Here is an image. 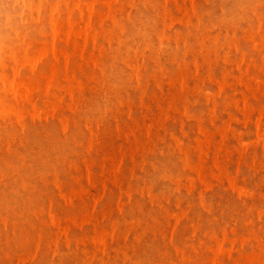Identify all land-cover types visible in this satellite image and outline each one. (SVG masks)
<instances>
[{"label": "rangeland", "instance_id": "374dc122", "mask_svg": "<svg viewBox=\"0 0 264 264\" xmlns=\"http://www.w3.org/2000/svg\"><path fill=\"white\" fill-rule=\"evenodd\" d=\"M95 1H96V3H95ZM108 1L107 0L106 1L105 0H17V2H16V0H11V1L10 0H5V1L0 0V36H1L0 37L1 38L0 39V81L3 82V84H2V82H0V167H1L0 168V188H1L0 189V191H1L0 192V197H1L0 198V205H1L0 206V264H48V263L51 264L52 260H55L52 262V264H55V263L56 264H61V263L62 264H83V263L84 264H89V263L90 264H123L124 262H125L124 264H218V262H219V264H264V215L261 214V213H264V206H263L264 205V199H263V197H264V184H263L264 183V179H263L264 178V132H263L264 131V126H263L264 125L263 124L264 123V94H263L264 93L263 92L264 91V87H263L264 86V74H263V72H264V47H263L264 46V36H263V34H264V0H250V1L246 0L247 2L245 0H239V1L238 0H176L177 2L175 0H149L150 2L147 0V3L149 2L148 3L149 6L145 2L146 0H125V1L124 0H112L115 3V4L113 3L114 5L111 4V2H112L111 0H108ZM120 1L122 2V4ZM104 2L106 4H103ZM154 2L156 4H158V3L159 4L162 3V4L157 6L156 4H154ZM236 2H237V4H236ZM240 2H241V4H238ZM249 2L251 3V7H250ZM119 3L122 6L118 5ZM137 4H138V6H137ZM143 4H145V5L143 6ZM52 5L53 6L55 5V7H52ZM105 5H107V6H105ZM108 5H110V6H108ZM112 5H113V7H112ZM124 5L127 7H125ZM155 5L157 7H154ZM237 5L239 7H237ZM103 6H104V8H103ZM161 6H163V7H161ZM178 6H179V8H178ZM193 6H195V7H193ZM241 6H245V8L241 7ZM40 7L43 8V10H41ZM110 7H111V9H110ZM117 7H118V9H117ZM120 7H121V9H119ZM136 7H137V9H136ZM175 7H176V9H175ZM240 7H241V9H238ZM52 8H54V9H52ZM114 8L117 9L116 13H115ZM130 8H132V9H130ZM133 8H135V9H133ZM144 8H146V9H144ZM242 8H243V11H241ZM50 9L53 10V11H51V13H50ZM138 9H139V11H138ZM167 9L169 12L167 11ZM188 9H189V11H186ZM35 10L38 13H36ZM89 10H91V12H89ZM136 10L138 13L136 12ZM158 10H159V12H158ZM164 10H166V11H164ZM5 11H6V13H5ZM107 11L108 12L112 11V12L108 13ZM210 11H212V12L210 13ZM245 11H247V12H245ZM9 12H10V14H9ZM88 12L90 13V15L92 14L91 17L89 16ZM236 12H237V14H236ZM39 13H40V16L38 15ZM114 13L116 15H114ZM240 13H241V15H240ZM51 14L53 16H49ZM110 14H111V16H110ZM97 15H99V17L100 16L101 17L99 18V17H97ZM113 15L115 17H112ZM128 15H129V17H128ZM160 15H161V17L162 16L163 17L160 18ZM239 15L243 19L244 22H242V19L239 18ZM42 16L44 17V19L42 18ZM174 16H177L176 17L177 20L175 19ZM181 16H183V17H181ZM7 17H9V18H7ZM105 17L107 19H105ZM164 17L166 20L164 19ZM48 18H50L53 22L55 20L54 23L56 24V29L58 31L56 33L57 35L54 37L55 40H53L52 34H51L52 33L51 28H50L51 24L49 23V21L51 22V20ZM119 18H121V19H119ZM178 18H179V20H178ZM238 18L240 19V21ZM247 18H249V19L247 20ZM99 19H100V22L98 21ZM118 19H119V21L121 20L120 23H119ZM142 19H143V21H142ZM145 19H146V21H149V23H147L145 21ZM172 19H175V23H174V20H172ZM7 20H8V22H7ZM12 20H13V22H12ZM40 20H42V21H40ZM113 20H115V21L117 20L116 21L118 23L117 26H116V22ZM163 20H165V21H163ZM170 20H172V21H170ZM180 20H181V23H180ZM184 20H185V23H184ZM236 20H238L239 23ZM32 21H34V22L36 21L35 22L36 24L34 22L32 23ZM102 21H103V24H102ZM129 21H131V22H129ZM133 21H134V24L132 23ZM140 21H142L143 23H140ZM153 21L156 22L158 25L156 23H155L156 24L155 25ZM168 22H170V24H168ZM176 22H178V23H176ZM11 23L13 25H11ZM87 23L89 24V27H86V26H88ZM146 23L148 25H146ZM162 23L166 24L167 26H165ZM171 23H172V25H171ZM149 25H151V26H149ZM212 25H214V26H212ZM98 26L99 27L102 26V27L99 28ZM119 26L121 28H124V29H121ZM147 26H149V29L148 28L146 29ZM191 26L194 27V29ZM3 27H5V28H3ZM84 27H86L87 32H90V33H87V35H86L88 37H86L84 35L82 37V34H80L81 36H78L79 30L83 29ZM150 27H152V28H150ZM164 27L165 28L168 27V28L165 29ZM258 27H260V28L258 29ZM89 28H90V30H89ZM91 29H93V30H91ZM107 29H109L108 32H107ZM151 29H153V30H151ZM204 29H206V32ZM209 29H212V30L209 32ZM101 30L102 31L104 30L105 33L104 32L102 33ZM122 30H124V31H122ZM161 30H163L164 32ZM207 30H208V32H207ZM5 31H6V33H4ZM7 31L9 33H7ZM41 31H42V33H41ZM60 31H61V33H60ZM63 31L66 33H70V34H67L68 36L65 37L66 33L64 35ZM77 31H78V33H77ZM193 31H195V33ZM260 31H261L262 40H260L261 36H258L260 34ZM62 32H63V34H62ZM73 32H76V33H73ZM99 32H101V34ZM106 32H107V34L108 33L109 34L107 35ZM147 32H148V34H147ZM159 32L161 34H164V36L163 35L161 36V34ZM187 32H188V34H185ZM93 33H94V35H93ZM97 33H98V36H96ZM189 33L191 36H189ZM24 34H26L27 36H24ZM73 34L75 35V37ZM99 34H100V37H99ZM102 34H103V36H105V35L106 36L102 37ZM113 34H117V35L114 36ZM135 34L138 37H135L136 36ZM145 34H146V39H145ZM255 34H258V35H255ZM48 35H50V37ZM58 35H59V37H58ZM89 35H91V36H89ZM156 35H157V38H156ZM200 35H202V36H200ZM208 35H211V36H209L210 39H208ZM76 36L78 38H76ZM93 36H95L96 38H94ZM110 36H112V37L114 36L113 37L114 41H113V38H111ZM116 36H118L119 38ZM193 36L194 37L196 36L198 40L196 39V37L194 38ZM205 36L207 37V40H205ZM212 36L213 37L215 36V38H216L215 40L217 43H215L214 38H211ZM158 37H161V38H158ZM201 37L204 38L202 41H201ZM232 37H233V39H232ZM242 37H246V38L242 39ZM65 38H68V39H65ZM83 38H86V39L83 40ZM117 38L121 39V41L119 40V42H118ZM123 38H124V40H123ZM128 38L130 40L127 43ZM132 38H133V42H132ZM147 38L149 39V42H148ZM250 38H251V40H250ZM23 39H25L24 41H26V42H24ZM93 39H94V41H93ZM105 39H107V40H105ZM224 39L228 40V41H225ZM42 40L45 42H43ZM56 40H58L60 42L56 43ZM88 40L90 43L88 42ZM103 40H104V42H103ZM151 40H153V41L155 40V43ZM41 41L43 42L42 46L40 45L41 43L39 44V42H41ZM78 41H80V42H78ZM82 41H84V42H82ZM116 41H117V43H116ZM200 41H201V44L204 46H202L200 44ZM207 41L208 42L210 41V42L208 43ZM219 41L221 43L224 42V43H222V44H224V46ZM253 41L255 42L254 44L252 43ZM73 42H75L76 44ZM85 42L87 43V45L85 44ZM108 42H109V45H108ZM228 42H229V44H228ZM24 43H26V44H24ZM27 43L28 44L32 43V44L27 45ZM46 43H48V44H46ZM145 43L147 44V46H145ZM72 44H74V46L76 45L75 47H77L78 50ZM77 44H79V46ZM92 44H95V45H92ZM121 44H124V45H121ZM149 44L151 46L148 47ZM67 45L69 48L67 47ZM143 45L145 47H143ZM213 45H215L216 48ZM236 45H238V47ZM123 46H125V47H123ZM190 46H192L194 48H192ZM252 46L254 47V49ZM20 47H22V49ZM43 47H44V49H40ZM84 47L87 50H85ZM92 47H93V49H92ZM103 47L105 50L103 49ZM204 47H207V50ZM32 48L35 50H33ZM45 48H48V49L50 48L49 51H47L48 49H46L47 53H45ZM52 48L54 50V54L52 53ZM81 48H82V50L84 49L83 52L85 53V55L82 52V50H80ZM94 48H95V50H94ZM126 48H127V50L128 49H130V50L126 51ZM168 48H170V49H168ZM201 48L203 49V51ZM227 48H228V50H227ZM38 49L40 51L43 50L44 52H42V51L40 52ZM111 49H112V51H111ZM117 49H119V50H117ZM171 49L174 51L176 50L177 52L171 51ZM208 49L211 50V51L209 50L210 51L209 54L207 53ZM134 50L136 52H134ZM17 51H19V52H17ZM62 51H63V53H62ZM78 51H79V53H78ZM80 51H81V54H80ZM108 51H110L109 52L110 55L107 54ZM150 51H151V53H149ZM36 52L38 55L36 54ZM88 52H91L90 55ZM111 52H112V55H111ZM127 52H128V54H127ZM14 53H16V54L14 55ZM59 53H61V54H59ZM71 53H72V57L70 56V58H69V54L71 55ZM92 53L95 56L91 55ZM240 53L246 54V56L242 55ZM23 54L26 56H24ZM100 54H102V56ZM215 54H216V56H215ZM217 54H218V56H217ZM142 55L144 57H142ZM182 55H183L184 59L182 58ZM23 56L27 57V59H29V57L32 58L33 56H34V58H37V61L34 58H32L36 61V64H35L36 68L31 69V66L29 65V63H27V62L25 63L24 61H21V57H23ZM38 56L39 57L41 56L40 57L41 59ZM91 56H93L95 58L97 56V58L94 59L95 61H93L94 64L92 63L93 58ZM112 56H115V57H112ZM62 57H63V59H62ZM12 58H14V61H11V60H13ZM56 58H58V60H56ZM124 58L127 59V60L125 59L127 61V62L125 61V63H124ZM176 58H178V59H176ZM227 58H228V60H227ZM89 59H91V60L89 61ZM97 59H98V61H96ZM8 60H10V61H8ZM66 60H68V62ZM117 60H118V62H117ZM121 60L123 61V63ZM18 61L19 62L21 61L20 62L21 65L24 62V64H23L24 66L23 65L21 66L20 63L18 64ZM96 62H97V64H96ZM100 62H102L103 64ZM174 62L178 63V65L176 63L174 64ZM76 63H78V64H76ZM98 63L102 64L103 66L100 65V67H99ZM108 63H109V65H108ZM142 63H143V65H142L143 67H141ZM53 64H54V66H51ZM74 64H75V66H74ZM106 64H107V66H106ZM58 65L61 67H59ZM85 65L88 66L89 68L86 67ZM125 65H127V66H125ZM239 65H241V66H239ZM153 66H155V67H153ZM196 66H198L197 69H195ZM39 67H41V69ZM50 67L53 69H51ZM66 67H67V69H65ZM104 67H105V69L103 71L102 68H104ZM125 67H126V69H125ZM144 67L146 68V70ZM12 68L15 70H13ZM98 68H99V70H98ZM130 68H132V70ZM28 69H29V71H28ZM54 69H57V70H54ZM81 69H84V70H81ZM101 69H102V71H101ZM133 69L134 70L137 69L138 72L133 71ZM140 69H141V71H140ZM41 70H42V72H40ZM50 70H51V72H50ZM66 70H67V73H66ZM73 70H74V72H73ZM77 70L80 72H78ZM105 70H106V72H105ZM157 70H158V72H157ZM166 70L168 73L165 72ZM231 70H232V72H231ZM262 70H263V72H262ZM81 71H83V72H81ZM123 71H125V72L123 73ZM163 71L165 72L166 75L162 74ZM190 71H191V73H189ZM13 72L15 74L17 73L18 75L13 74ZM110 72L113 75L110 74ZM120 72L125 74V76ZM129 72H134V76H133V73H129ZM79 73H81L82 75H80ZM92 73H93V75H92ZM128 73H129V75L131 74L132 77L128 76ZM106 74H108V75L106 76ZM138 74L141 75V76L139 75V78H138ZM161 74L163 75V77ZM12 75H14V77L16 76L17 80L21 79L22 77H23L22 80L25 78L27 79V77H28L29 82H31V84L33 83V81H36L32 85L29 82H27V83H28L30 88L35 86L37 90H35V87H34V89L31 88V89H29L28 93H26V95H24L22 97V100H20V98L14 99V97L12 96L10 91H8V88L6 85V82H8V81L12 80V78H14ZM41 75H44V76L39 78ZM48 75H50V76H48ZM53 75L55 76V78ZM147 75H150V76H147ZM152 75H154V76H152ZM45 76H47V77H45ZM109 76H110V78H109ZM204 76L206 78L205 80H204ZM210 76H211V78H210ZM3 77H5L7 81ZM48 77H52V80H54V82L51 80V83H48V85H50L49 87L46 84ZM66 77H68V78H66ZM127 77H128V79H126ZM129 77L133 78V80ZM152 77L155 79L156 82H154V79H152ZM170 77H171V79L169 80ZM184 77H186V78H184ZM256 77H257V79H256ZM43 78H46V79H44V81H43ZM86 78H88V79H86ZM140 78H142V79H140ZM148 78H149V80H148ZM172 78H175V79L172 80ZM226 78H228V79H226ZM26 79L23 81H27ZM58 79H60V81ZM81 79H83V80H81ZM114 79H115V81H114ZM156 79L158 81L160 79H162V81L160 80L161 82L158 83V81ZM212 79H214L213 82H212ZM56 80H57V82H55ZM76 80L80 81L82 84L80 83V85H79L78 84L79 82L75 83ZM145 80L147 81V83ZM176 80H178V81H176ZM185 80H186V82H185ZM71 81L73 84L71 83ZM209 81L211 82V84ZM255 81H256V83H255ZM41 82H42V85H41ZM137 82H138V84H137ZM261 82L263 85H261ZM123 83L124 84L126 83V84L124 85ZM181 83H182V85H181ZM183 83L186 85H184ZM238 83H240V84H238ZM257 83H258V85H257ZM66 84H68L69 86L67 85L68 86L67 87ZM127 84L130 85V87L127 86ZM156 84H157V86H156ZM187 84H189V85H187ZM71 85H72V87H70ZM123 85L125 87L126 86L127 87L125 88ZM218 85L220 87H218ZM221 85L222 86L225 85V86H223V88H222ZM229 85H230L231 89L229 88ZM239 85H241V86H239ZM38 86L41 88V90ZM117 86H120L121 88L120 87L117 88ZM132 86L133 87L135 86V87L132 88ZM141 86H142L143 90H142ZM51 87H54V88H51ZM195 87L197 89H195V91H193L194 90L193 88H195ZM38 88H39V90H38ZM57 88H59V89L57 90ZM189 88H190V90H189ZM199 88H201L200 90H202L205 93V95L203 94V92H201L199 90ZM76 89H78V91ZM246 89H248V90H246ZM256 89L258 91H256ZM252 90L255 92H252ZM7 91H8V93H7ZM134 91H135V94H134ZM142 91H144V92H142ZM207 91H209L208 92L209 94L212 92V94H210V96H209ZM70 92L72 93V98H71ZM74 92L76 94H74ZM122 92H123V94H122ZM216 92L218 94H216ZM235 92H236V94H235ZM248 92H250V93H248ZM44 93H45V95H44ZM213 93H215V94H213ZM261 93L263 94V96H261L262 95ZM27 94H29V95H27ZM53 94H55V95H53ZM106 94H107V96H106ZM127 94H129V97ZM232 94H235V95L232 96ZM243 94H244V96H243ZM109 95L111 97H109ZM191 95H193V96H191ZM4 96H5V98H4ZM112 96H113V99H111ZM218 96H219V98H218ZM242 96H243V99H242ZM31 97H32L31 101L27 102L28 100H30ZM52 97L54 98V100L56 99L55 101L58 104L52 100L53 99ZM246 97H247V99H246ZM248 97H249V99H248ZM11 98H13V99H11ZM57 98L60 101L57 100ZM69 98H70V100H68ZM96 98H98V99H96ZM237 98H240V99H237ZM16 99H17V101H16ZM76 99H77V101H76ZM207 99L209 100L208 102H207ZM213 99H214V101H213ZM254 99H256V100H254ZM19 100H20V102H18ZM25 100H27V101H25ZM46 100L48 102H51V103H48L50 105H48L46 103L47 102ZM104 100H105L106 106L103 102ZM106 100H108L109 103L108 102L106 103ZM187 100H188V102H187ZM43 101L45 103H43ZM70 101H71V103H72V101H75L77 103L74 102L72 104L71 103L69 104ZM120 101H122V102H120ZM175 101H176V103H175ZM226 101L229 103V105H227ZM234 101L235 102L237 101V102L234 103ZM59 102H61L62 104ZM123 102L124 103L126 102V103L124 104ZM195 102H197V103L195 104ZM206 102H207V104H206ZM212 102H215L214 103L216 105V106L214 105L215 107L213 106ZM222 102H223V104H222ZM231 102H233L234 104ZM28 103H29V105H28ZM30 103H32V104L34 103V105H32ZM65 103H67L68 105ZM83 103L84 104L86 103V104L84 105ZM189 103H191V104H189ZM10 104H11V106L14 105V107H13L14 109H12ZM44 104H47V105H44ZM51 104L52 105L56 104L53 106L55 108H57V110L54 107L52 108ZM75 104H77V105H75ZM100 104H102V105H100ZM124 105H125V107H124ZM140 105H143V107ZM144 105L146 107H144ZM161 105H162V107L160 108ZM22 106H23V108H22ZM157 106L159 107L158 109H157ZM235 106L237 109L235 108ZM252 106H254V107H252ZM33 107L35 109L37 108L36 111H38L37 115L39 117L37 115H35L36 114V111L34 112L35 109L31 110V109H33ZM59 107H60V109H59ZM66 107L68 109V112L66 111L67 110ZM69 107H71V108H69ZM74 107H75V109H74ZM137 107H139V108H137ZM174 107H176L177 110ZM238 107L241 109H239ZM106 108H107V110H106ZM168 108L169 109L171 108L172 110L170 109L167 111ZM216 108H217V110H216ZM18 109H19V112H17ZM42 109L43 110L45 109L44 110L45 112L42 111ZM48 109H49L50 113L47 112ZM77 109L79 111H77ZM150 109H152V111ZM173 109H175V110H173ZM243 109L245 111L250 110V109L252 111L253 110L254 111L252 112L250 110L251 111L250 113H248V111H246L245 113H248V114H245V116H243L244 115V112L242 111ZM58 110H59V113H58ZM85 110H87V111H85ZM7 111H8V113H7ZM174 111H176L177 113L176 112L174 113ZM235 111H237V112H235ZM260 111L262 112L263 115L260 113ZM9 112H10V115H9ZM46 112L48 114L45 115ZM91 112L92 113L93 112L94 113L99 112V113L98 114L95 113V115H94V113L92 114ZM123 112H125V113H123ZM18 113H20V114L17 115ZM21 113H22V115L25 116L24 118H21ZM39 113L40 114L43 113L45 116L43 114L40 115ZM193 113L195 114V116ZM76 114H78V115H76ZM160 114L161 115L163 114V115L161 116ZM182 114H183V116L186 115V117H183ZM33 115H35V116H33ZM57 115H58V117H56ZM124 115H126V116H124ZM141 115H143V116H141ZM157 115L160 116V118L157 117ZM188 115H190V116H188ZM36 116H37V118H40V120H38L36 118ZM43 116L45 119H42ZM187 116L190 118V121L188 120L189 118ZM19 117L23 121L20 120ZM65 117H66V119L64 120ZM67 117H68L69 121L67 120ZM191 117L193 119L194 118L195 119L193 120ZM203 117H204V119H203ZM248 117H249V119H247ZM85 118H87V120L91 119V121H90L91 124L89 123V120L86 121ZM185 118L187 121L185 120ZM129 119H131V120H129ZM159 119H161V120H159ZM211 119H212V121H211L212 123L209 121ZM26 120L28 123L26 122ZM59 120L62 121L63 123L60 122ZM73 120L76 122L73 123ZM151 120L153 122H151ZM158 120L160 123H158ZM256 120H257V122H255ZM64 122H66V126H65ZM258 122H260V123L258 124ZM199 123L200 124L203 123V124L199 125ZM20 124L24 125V127L22 126L23 127L22 128ZM60 124H62L63 126ZM71 124L74 126H72ZM244 125H245V127H244ZM203 126H205V127H203ZM34 127H36V128H34ZM88 127L89 128L91 127V129H90L91 131L93 129V131H92L93 133L89 130ZM159 127H161V128H159ZM65 128H66V130H65ZM94 128H96V129H94ZM180 128H182L183 130ZM201 130H203V131H201ZM198 131H199V133H198ZM33 132H36V134L34 135ZM89 132L91 134H89ZM183 132H185V133L183 134ZM23 134L25 137L23 136ZM160 134H162V135H160ZM171 134H172V136H171ZM185 134H186V137L184 136ZM49 135H54V136H49ZM156 136H158V137H156ZM173 136H174V138H173ZM129 137H131V138L129 139ZM51 138H52V141H51ZM60 138H61V140H59ZM183 139H184V141H182ZM210 139H213V141H211ZM89 140H91V141H89ZM147 140H149V142ZM174 140L177 143L174 142ZM209 140H210L211 144L209 143ZM220 140L221 141L223 140V143H221ZM84 141H86V143H84ZM87 141H88V145H87ZM135 141H138V142L135 143ZM179 141H182V142H179ZM195 142H196V144H195ZM81 143H83V144L81 145ZM144 143H146V144H144ZM155 143H156V145H155ZM175 143L178 145L179 149H177L178 147H177V145H175ZM53 144H54V146H53ZM136 144H137V146H136ZM201 144H203V147ZM226 144H228V146ZM8 145H10V146H8ZM11 145H12V147H11ZM214 145H218V146L215 147ZM20 146H21V148L18 149ZM154 146H155V148H154ZM199 146L201 147V149L203 148L201 151L198 150V149H200ZM207 146H208V148H207ZM226 147H227V150H226ZM43 148H44V150H43ZM63 148H65L64 151H63ZM205 148H207L208 151ZM30 149H32V150H30ZM173 149H174V151H173ZM219 149L221 152L219 151ZM53 150H54V152H53ZM137 150H138V152H137ZM196 150H198V151H196ZM214 150H216L217 153H214ZM65 151H67V152H65ZM25 152H27V153H25ZM56 152H57V154H56ZM155 152H157V153H155ZM207 152H209V154ZM16 153L18 154V156ZM30 153H32V155ZM59 153L62 157L59 155ZM68 153H69V155H68ZM205 153H206V155H205ZM225 153L226 154L228 153L227 156ZM73 154H74V156H73ZM172 154H174V155H172ZM4 155H6V156H4ZM37 155H38V157H37ZM122 155H124V156H122ZM10 156H12V157H10ZM76 156H78V157L76 158ZM186 156L189 158V161H188V158ZM213 156H214V158L216 157L215 159L217 161L214 158L212 159ZM228 157H229V159H228ZM239 157H241V158H239ZM63 158H65V159H63ZM46 159H48V160L46 161ZM79 159H81V160H79ZM198 159H199V161H198ZM37 160H38V162H37ZM65 160H66V162H65ZM179 160H181L182 163L179 162ZM213 160H214V162H213ZM6 161H8V162H6ZM11 161H13V162H11ZM33 161L35 163H33ZM40 161H42V162H40ZM49 161L51 164H49ZM71 161L73 162V164ZM120 161H122V162H120ZM133 161L135 164H133ZM143 161H144V163H143ZM215 161L220 162L221 164L220 163L214 164ZM226 161H228V162H226ZM188 162H190L189 163L190 166L187 165ZM236 162H238V163L236 164ZM23 163H24V166H23ZM41 163H42V165H41ZM253 163H254V165H253ZM10 164H11V166H10ZM112 164H113V167L111 168ZM218 164L221 166V167L219 166L221 169L218 167ZM43 165H45L44 169H43ZM51 165H53V166H51ZM65 165H66V167H65ZM86 165H87V167H85ZM99 165H100V167H99ZM193 165H194V167L192 168ZM248 165H249V168H247ZM54 166H55V168H54ZM71 166H73L72 167L73 169H71ZM88 166H89V168H88ZM183 166H184V168H183ZM185 166H187V168H190V167L191 168L187 169ZM223 166L225 167V169ZM46 167H47V169H46ZM68 167L71 170H69ZM77 167L78 168L80 167V168L77 169ZM101 167H104V168L101 169ZM114 167H115V169H114ZM130 167H131V169H130ZM198 167L200 168L199 169L200 171H198ZM202 167L207 168V169H205L206 172H204V168H202ZM214 167H216V168H214ZM65 168L67 171H65ZM194 168L195 169L197 168L196 170L198 172H196ZM41 169H43V170L41 171ZM153 169H155V170H153ZM193 169H194V172H193ZM219 169L223 173L220 172ZM130 170L132 173H130ZM1 171H3V172H1ZM36 171H38V172H36ZM64 171L66 174L64 173ZM116 171H118V172H116ZM39 172H42V173H39ZM49 172H51V173H49ZM58 172H60V174ZM119 172L120 173L122 172L123 174L124 173L125 174L123 175L121 173V175H120ZM183 172H185V173H183ZM200 172L201 173L203 172V175L204 174L205 175L203 176ZM47 173H49V174H47ZM56 173H57V175H56ZM95 173H97V174H95ZM102 173H103V175H102ZM187 173H188V175H187ZM209 173L210 174L213 173V174H215V176L218 175V177H217L218 179H216V177L213 175L215 177V179H214L212 177V174L209 175ZM229 173L232 175H230ZM20 174H22V175H20ZM43 174H44L45 179L43 177ZM116 174L118 175V177H116L117 176ZM219 174L222 176L224 175V176L222 177ZM236 174H237V176H236ZM34 176H35V178H34ZM38 176H39V178H36ZM41 176L43 178H41ZM177 176H178V179H177L178 181L176 180ZM179 176H180V179H179ZM119 177H120V179H118ZM131 177L133 180H131ZM136 177H137V180H136ZM163 177H164V179H162ZM189 177L191 180L189 179ZM232 177H233V179H232ZM10 178H12V179H10ZM139 178H142V179H139ZM167 178L170 181L167 180ZM202 178H204V180H202ZM160 179H162V180H160ZM186 179L189 182L191 181V183H189ZM9 180H11V181H9ZM16 180H18V181H16ZM53 180H56V181H53ZM96 180H98V181H96ZM165 180H166V182H165ZM216 180H218V181H216ZM235 180L237 181V183ZM27 181H28V183H27ZM103 181H104V183H103ZM113 181L116 182V184L114 183L115 186H114V184H112ZM192 181H195V182H192ZM220 181H222V184L220 183ZM233 181H235L236 184ZM52 182H53V184H52ZM119 182L122 186L119 184ZM180 182H181V184H180ZM206 182L210 183V184L207 185ZM228 182H229V184H228ZM26 183L29 185H27ZM61 183H62V187H60ZM127 183L130 187L127 186ZM177 183H179L180 185H178ZM203 183H205V184H203ZM233 183H234V185H233ZM57 184H58L59 188L57 187ZM187 184H188V186L191 185L190 186L191 188L188 187ZM17 185H19L20 187ZM31 185H32V187H28ZM72 185L74 186V188H72ZM177 185H178V188H177ZM240 185H241L242 189H241V187H239ZM147 186L151 187V188H148ZM181 186H184V188ZM185 186H186V188H185ZM211 186H212V190H211V188H209ZM234 186H235L236 191L234 190ZM219 187H221V188H219ZM6 188H7V190H6ZM20 188L22 190H20ZM225 188H226V190H224ZM247 188H249V189H247ZM23 189H24V191H23ZM25 189H26V191H25ZM80 189H82V190L80 191ZM173 189L175 190V192L173 191ZM177 189L179 190V194H178ZM232 189H233V191H232ZM237 189H238V191H237ZM30 190H31V192H30ZM34 190H35V192H34ZM103 190H104V192H103ZM200 190H201V193H200ZM239 190L242 194L239 193ZM242 190L244 193L242 192ZM11 192H13V193L11 194ZM25 192L28 194H26ZM129 192H131V194ZM164 192H165V194H164ZM5 193H7V194H5ZM126 193L128 194V196ZM169 193H171V194H169ZM261 193H263V195ZM10 194H11V197L13 195L12 198L9 196ZM82 194H83V196H82ZM200 194H201V196H200ZM244 194H245V196H244ZM3 195H5L6 198ZM202 196H204V198ZM261 196H262V198H260ZM2 197H3V199H2ZM9 197H10V199H9ZM176 197L178 200H176ZM185 197H187V198H185ZM7 198H8V200H7ZM241 198H242V200H241ZM21 199H23V200H21ZM203 199L205 202L202 201ZM4 202H6L7 205ZM122 202H124L125 204H123ZM204 203L205 204L207 203L206 207H205ZM10 204H12V205L10 206ZM201 204L204 206H201ZM218 204H220V205H218ZM22 205H25L26 207L22 206ZM122 205H124V206H122ZM160 205H162V206H160ZM179 205H180L181 209H180ZM186 206H188V207H186ZM190 206H191V208H190ZM208 206H209V208H208ZM116 207H119V209H116ZM22 208H23V210H22ZM141 208H142V210H141ZM166 208H168V209H166ZM120 209H121V211H120ZM258 209H259V211H258ZM20 210H21V212H20ZM122 210H124V211H122ZM154 210H155V212H154ZM255 210H257V211H255ZM26 211H27V213H26ZM133 211H135V212H133ZM142 211H143V213H142ZM160 211H161V213H160ZM180 212H182L181 214H183L184 216L181 215ZM22 213H24V214H22ZM176 213H178L179 216L176 215ZM221 213H223V214H221ZM247 213H249V214H247ZM86 214L88 216L90 215L91 218H90V216L88 217ZM201 214H202V216H201ZM84 215L86 216L88 221H86ZM168 215H170V216H168ZM49 216H51V217H49ZM185 216H186V218H185ZM81 218H83V219H81ZM168 218H170V219L168 220ZM172 218H174V220ZM102 219H103V221H102ZM170 220H171V222H170ZM51 221H52V223H51ZM57 221H58V223L60 222L59 225H57V223H56ZM84 221H85V224H84ZM113 221H114V223H113ZM139 221L141 224L139 223ZM175 221H176V223H175ZM180 221H181V223H180ZM246 223H249V224H246ZM98 224L100 226H98ZM174 225H176V227ZM65 226H66V228H64ZM93 226H94V228H93ZM197 226H198V228L196 229ZM260 226L262 229L260 228ZM34 227L37 230H35ZM61 228H63V230L65 232ZM176 228H178V229H176ZM193 228H194V230H192ZM234 228L236 231L234 230V233H233ZM66 229L68 232H66ZM164 229H165V231H164ZM226 229H227V231H226ZM172 230H173V232H172ZM175 230H177V231H175ZM44 231H45V233H44ZM174 231H175V233H174ZM195 231H197V232H195ZM200 231H201V233H200ZM226 232H227V236H225ZM222 235H223V237H222ZM163 236H165V237H163ZM13 237H14V239H13ZM111 239H113V241H111ZM55 240H56V242H54ZM223 240H224L225 244L223 243ZM226 240H227V242H226ZM237 241H238V243H237ZM227 243H228V245H227ZM232 244H233V248H232ZM218 247H219L220 251L218 250ZM228 248H229V250H228ZM222 250L224 251V253L225 252L226 253L222 254L223 253ZM96 252H97V254H96ZM178 252H181V253L183 252V253L181 254ZM229 252H231L230 255H229ZM216 253H217V255H216ZM224 255L226 256V258ZM52 256H54V257H52ZM228 256H230V257H228ZM88 257H89V259H88ZM93 257H94V259H92ZM62 258H63V260H62ZM215 258H217V259H215Z\"/></svg>", "mask_w": 264, "mask_h": 264}, {"label": "bare ground", "instance_id": "6f19581e", "mask_svg": "<svg viewBox=\"0 0 264 264\" xmlns=\"http://www.w3.org/2000/svg\"><path fill=\"white\" fill-rule=\"evenodd\" d=\"M4 1H5V0H4ZM10 1H11V0H10ZM105 1H106V0H105ZM107 1H108V0H107ZM111 1H112V0H111ZM124 1H125V0H124ZM148 1H149V0H148ZM175 1H176V0H175ZM238 1H239V0H238ZM245 1H246V0H245ZM248 1H250V0H248ZM16 2H17V0H16ZM90 2H91V1H90ZM99 2H100V1H99ZM108 2H109V1H108ZM116 2H117V1H116ZM120 2H121V1H120ZM141 2H142V1H141ZM145 2H146V4H148L150 1L147 3V0H146ZM161 2H162V1H161ZM172 2H173V1H172ZM176 2H177V1H176ZM246 2H247V1H246ZM1 3H2V2H1ZM91 3H92V2H91ZM95 3H96V1H95ZM97 3H98V2H97ZM113 3H114V2L112 1L111 4H113ZM125 3H126V2H125ZM128 3H129V2H128ZM133 3H134V2H133ZM138 3H139V2H138ZM142 3H143V2H142ZM249 3H250V2H249ZM17 4H18V3H17ZM88 4H89V3H88ZM88 4H87V5H88ZM98 4H99V3H98ZM101 4H102V3H101ZM101 4H100V5H101ZM103 4H106V3L104 2ZM107 4H108V3H107ZM114 4H115V3H114ZM114 4H113V5H114ZM121 4H122V2H121ZM121 4L119 3L118 5L122 6ZM123 4H124V3H123ZM129 4H130V3H129ZM135 4H136V3H135ZM154 4H156V3L154 2ZM161 4H162V3H161ZM161 4L158 3V4H156V5L159 6V5H161ZM175 4H176V3H175ZM236 4H237V2H236ZM236 4H235V5H236ZM238 4H241V2L238 3ZM113 5H112V7H113ZM144 5H145V4H143V6H144ZM156 5H155L154 7H157ZM165 5H166V4H165ZM179 5H180V4H179ZM232 5H233V4H232ZM244 5H245V4H244ZM248 5H249V4H248ZM252 5H253V4H252ZM91 6H92V5H91ZM105 6H107V5H105ZM108 6H110V5H108ZM124 6H125V5H124ZM137 6H138V4H137ZM148 6H149V4H148ZM167 6H168V5H167ZM1 7H2V6H1ZM52 7H55V5H54V6L52 5ZM125 7H127V6H125ZM130 7H131V6H130ZM133 7H134V6H133ZM161 7H163V6H161ZM193 7H195V6H193ZM234 7H235V6H234ZM237 7H239V6L237 5ZM241 7H244V8H245V6H241ZM241 7L238 8V9H241ZM250 7H251V3H250ZM250 7H249V8H250ZM40 8H41V7H40ZM40 8H39V9H40ZM92 8H93V7H92ZM103 8H104V6H103ZM105 8H106V7H105ZM108 8H109V7H108ZM122 8H123V7H122ZM128 8H129V7H128ZM152 8H153V7H152ZM178 8H179V6H178ZM188 8H189V7H188ZM6 9H7V8H6ZM52 9H54V8H52ZM110 9H111V7H110ZM110 9H109V10H110ZM114 9H115V8H114ZM117 9H118V7H117ZM117 9H115V13H116V10H117ZM119 9H121V7H120ZM130 9H132V8H130ZM133 9H135V8H133ZM136 9H137V7H136ZM144 9H146V8H144ZM149 9H150V8H149ZM153 9H154V8H153ZM153 9H152V10H153ZM161 9H162V8H161ZM175 9H176V7H175ZM184 9H185V8H184ZM193 9H194V8H193ZM193 9H192V10H193ZM234 9H235V8H234ZM247 9H248V8H247ZM250 9H251V8H250ZM41 10H43V8H41ZM96 10H97V9H96ZM125 10H126V9H125ZM156 10H157V9H156ZM224 10H225V9H224ZM228 10H229V9H228ZM245 10H246V9H245ZM51 11H53V10L50 9V13H51ZM94 11H95V10H94ZM112 11H113V10H112ZM112 11H110V12H112ZM138 11H139V9H138ZM146 11H147V10H146ZM154 11H155V10H154ZM164 11H166V10H164ZM164 11H163V12H164ZM167 11H168V9H167ZM186 11H189V9L186 10ZM186 11H185V12H186ZM239 11H240V10H239ZM241 11H243V8H242ZM248 11H249V10H248ZM251 11H252V10H251ZM33 12H34V11H33ZM35 12H36V10H35ZM44 12H45V11H44ZM89 12H91V10H89ZM89 12H88V14H89V16L91 17L92 14L90 15ZM107 12H108V11H107ZM110 12H108V13H110ZM121 12H122V11H121ZM121 12H120V13H121ZM128 12H129V11H128ZM136 12H137V10H136ZM140 12H141V11H140ZM158 12H159V10H158ZM168 12H169V11H168ZM178 12H179V11H178ZM181 12H182V11H181ZM211 12H212V11H210V13H211ZM226 12H227V11H226ZM228 12H229V11H228ZM237 12H238V11H237ZM237 12H236V14H237ZM245 12H247V11H245ZM5 13H6V11H5ZM36 13H38V12H36ZM41 13H42V12H41ZM50 13H49V14H50ZM58 13H59V12H58ZM97 13H98V12H97ZM97 13H96V14H97ZM100 13H101V12H100ZM115 13H114V15H116ZM137 13H138V12H137ZM156 13H157V12H156ZM224 13H225V12H224ZM241 13H242V12H241ZM241 13H240V15H241ZM9 14H10V12H9ZM94 14H95V13H94ZM98 14H99V13H98ZM111 14H112V13H111ZM111 14H110V16H111ZM118 14H119V13H118ZM163 14H164V13H163ZM163 14H162V15H163ZM171 14H172V13H171ZM177 14H178V13H177ZM233 14H234V13H233ZM236 14H235V15H236ZM243 14H244V13H243ZM38 15L40 16V13H39ZM58 15H59V14H58ZM99 15H100V14H99ZM99 15H97V17H99ZM107 15H108V14H107ZM114 15H113L112 17H115ZM125 15H126V14H125ZM141 15H142V14H141ZM153 15H154V14H153ZM153 15H152V16H153ZM164 15H165V14H164ZM178 15H179V14H178ZM208 15H209V14H208ZM208 15H207V16H208ZM223 15H224V14H223ZM240 15H239V18H241ZM49 16H53V15L51 14V15H49ZM95 16H96V15H95ZM105 16H106V15H105ZM122 16H123V15H122ZM135 16H136V15H135ZM146 16H147V15H146ZM172 16H173V15H172ZM233 16H234V15H233ZM237 16H238V15H237ZM246 16H247V15H246ZM34 17H35V16H34ZM56 17H57V16H56ZM100 17H101V16H100ZM100 17H99V18H100ZM106 17H107V16H106ZM106 17H105V19H107ZM128 17H129V15H128ZM128 17H127V18H128ZM132 17H133V16H132ZM140 17H141V16H140ZM156 17H157V16H156ZM162 17H163V16H162ZM162 17H161V15H160V18H162ZM174 17H175V19H176L177 16H174ZM181 17H183V16H181ZM235 17H236V16H235ZM1 18H2V17H1ZM7 18H9V17H7ZM42 18L44 19L43 16H42ZM87 18H88V17H87ZM95 18H96V17H95ZM122 18H123V17H122ZM137 18H138V17H137ZM141 18H142V17H141ZM146 18H147V17H146ZM150 18H151V17H150ZM168 18H169V17H168ZM221 18H222V17H221ZM232 18H233V17H232ZM239 18H238V19H239ZM245 18H246V17H245ZM31 19H32V18H31ZM48 19H50V18H48ZM54 19H55V18H54ZM93 19H94V18H93ZM97 19H98V18H97ZM110 19H111V18H110ZM112 19H113V18H112ZM114 19H115V18H114ZM119 19H121V18H119ZM119 19H118V21H119ZM153 19H154V18H153ZM157 19H158V18H157ZM164 19H165V17H164ZM175 19H172V20H174V23H175ZM227 19H228V18H227ZM233 19H234V18H233ZM241 19H242V18H241ZM248 19H249V18H247V20H248ZM13 20H14V19H13ZM13 20H12V22H13ZM50 20H51V19H50ZM123 20H124V19H123ZM125 20H126V19H125ZM130 20H131V19H130ZM138 20H139V19H138ZM150 20H151V19H150ZM158 20H159V19H158ZM165 20H166V19H165ZM165 20H163V21H165ZM172 20H170V21H172ZM176 20H177V19H176ZM178 20H179V18H178ZM213 20H214V19H213ZM40 21H42V20H40ZM98 21L100 22V19H99ZM113 21H115V20H113ZM116 21H117V20H116ZM116 21H115V22H116ZM120 21H121V20H120ZM120 21H119V23H120ZM142 21H143V19H142ZM142 21H140V23H143ZM145 21H146V19H145ZM154 21H155V20H154ZM154 21H153V22H154ZM156 21H157V20H156ZM160 21H161V20H160ZM216 21H217V20H216ZM236 21L239 23L240 19H239V21H238V20H236ZM236 21H235V22H236ZM7 22H8V20H7ZM33 22H34V21H32V23H33ZM35 22H36V21H35ZM35 22H34V23H35ZM37 22H38V21H37ZM54 22H55V20H54ZM54 22H53L52 20H51V22L49 21V23L51 24V27H50V28H51V32H52L51 34H52V38H53V40H55L54 37L57 35L56 33L58 32L57 29H56V24H55ZM129 22H131V21H129ZM146 22L149 23V21H146ZM178 22H179V21H178ZM178 22H176V23H178ZM231 22H232V21H231ZM242 22H244L243 19H242ZM248 22H249V21H248ZM30 23H31V22H30ZM42 23H43V22H42ZM95 23H96V22H95ZM95 23H94V24H95ZM121 23H122V22H121ZM132 23L134 24V21H133ZM140 23H139V24H140ZM147 23H146V25H148ZM150 23H151V22H150ZM155 23H156V22H154V24H155ZM164 23H165V22H164ZM164 23H162V24H164ZM180 23H181V20H180ZM184 23H185V20H184ZM240 23H241V22H240ZM24 24H25V23H24ZM35 24H36V23H35ZM87 24H88V23H87ZM94 24H93V25H94ZM99 24H100V23H99ZM99 24H98V25H99ZM102 24H103V21H102ZM124 24H125V23H124ZM156 24H157V23H156ZM156 24H155V25H156ZM168 24H170V22H168ZM182 24H183V23H182ZM188 24H189V23H188ZM188 24H187V25H188ZM3 25H4V24H3ZM11 25H13V24L11 23ZM32 25H33V24H32ZM106 25H107V24H106ZM117 25H118V23L116 22V26H117ZM142 25H143V24H142ZM142 25H141V26H142ZM152 25H153V24H152ZM157 25H158V24H157ZM164 25L167 26L166 24H164ZM171 25H172V23H171ZM171 25H170V26H171ZM187 25H186V26H187ZM22 26H23V25H22ZM120 26H121V25H120ZM120 26H119V27H120ZM149 26H151V25H149ZM149 26H147L146 29H147V28L149 29ZM162 26H163V25H162ZM183 26H184V25H183ZM189 26H190V25H189ZM212 26H214V25H212ZM86 27H89V24H88V26H86ZM86 27H84L83 29L79 30V35H78V36H81L80 34H82V37H83V35L86 36L87 33H90V32H87V31H86ZM98 27H99V26H98ZM100 27H102V26H100ZM100 27H99V28H100ZM143 27H144V26H143ZM191 27H192V26H191ZM3 28H5V27H3ZM91 28H92V27H91ZM93 28H94V27H93ZM120 28H121V27H120ZM150 28H152V27H150ZM164 28H165V27H164ZM167 28H168V27H167ZM167 28H165V29H167ZM192 28L194 29V27H192ZM213 28H214V27H213ZM213 28H212V29H213ZM215 28H216V27H215ZM259 28H260V27H258V29H259ZM35 29H36V28H35ZM69 29H70V28H69ZM94 29H95V28H94ZM109 29H110V28H109ZM109 29H107V32L109 31ZM115 29H116V28H115ZM115 29H114V30H115ZM121 29H124V28H121ZM127 29H128V28H127ZM142 29H143V28H142ZM207 29H208V28H207ZM212 29H209V32H210ZM258 29H257V30H258ZM2 30H3V29H2ZM4 30H5V29H4ZM29 30H30V29H29ZM33 30H34V29H33ZM89 30H90V28H89ZM89 30H88V31H89ZM91 30H93V29H91ZM104 30H105V29H104ZM104 30H103V31L101 30V32H102V33H103V32L105 33ZM118 30H119V29H118ZM151 30H153V29H151ZM158 30H159V29H158ZM168 30H169V29H168ZM189 30H190V29H189ZM195 30H196V29H195ZM204 30H205V32H206V29H204ZM239 30H240V29H239ZM249 30H250V29H249ZM67 31H68V30H67ZM97 31H98V30H97ZM97 31H96V32H97ZM122 31H124V30H122ZM156 31H157V30H156ZM161 31H163V30H161ZM202 31H203V30H202ZM216 31H217V30H216ZM251 31H252V30H251ZM36 32H37V31H36ZM63 32H64V31H63ZM63 32H62V34H63ZM101 32H99V33L101 34ZM107 32H106V34H107ZM125 32H126V31H125ZM125 32H124V33H125ZM129 32H130V31H129ZM144 32H145V31H144ZM157 32H158V31H157ZM157 32H156V33H157ZM163 32H164V31H163ZM193 32L195 33V31H193ZM205 32H204V33H205ZM207 32H208V30H207ZM214 32H215V31H214ZM245 32H246V31H245ZM262 32H263V31H262ZM1 33H2V32H1ZM4 33H6V31H5ZM4 33H3V34H4ZM7 33H9V32L7 31ZM31 33H32V32H31ZM39 33H40V32H39ZM41 33H42V31H41ZM60 33H61V31H60ZM65 33H66V32H64V35H65ZM71 33H72V32H71ZM73 33H76V32H73ZM77 33H78V31H77ZM110 33H111V32H110ZM116 33H117V32H116ZM154 33H155V32H154ZM159 33H160V32H159ZM159 33H158V34H159ZM196 33H197V32H196ZM67 34H70V33H66L65 37L68 36ZM100 34H99V37H100ZM108 34H109V33H108ZM108 34H107V35H108ZM132 34H133V33H132ZM132 34H131V35H132ZM147 34H148V32H147ZM160 34H161V33H160ZM160 34H159V35H160ZM181 34H182V33H181ZM185 34H188V32L185 33ZM200 34H201V33H200ZM216 34H217V33H216ZM236 34H237V33H236ZM246 34H247V33H246ZM251 34H252V33H251ZM73 35H74V34H73ZM93 35H94V33H93ZM113 35L115 36V35H117V34H113ZM128 35H129V34H128ZM135 35H136V34H135ZM162 35L164 36V34H161V36H162ZM234 35H235V34H234ZM255 35H258V34H255ZM255 35H254V36H255ZM3 36H4V35H3ZM6 36H7V35H6ZM24 36H27V35L24 34ZM24 36H23V37H24ZM30 36H31V35H30ZM32 36H33V35H32ZM48 36L50 37V35H48ZM89 36H91V35H89ZM96 36H98V33L96 34ZM105 36H106V35H105ZM105 36H103V34H102V37H105ZM114 36H113V37H114ZM124 36H125V35H124ZM133 36H134V35H133ZM133 36H132V37H133ZM189 36H191L190 33H189ZM200 36H202V35H200ZM209 36H211V35H208V39H210ZM236 36H237V35H236ZM251 36H252V35H251ZM251 36H250V37H251ZM258 36H261V31H260V34H259ZM263 36H264V34H263ZM0 37H1V36H0ZM7 37H8V36H7ZM46 37H47V36H46ZM58 37H59V35H58ZM70 37H71V36H70ZM74 37H75V35H74ZM74 37H73V38H74ZM86 37H88V36H86ZM93 37L96 38L95 36H93ZM110 37L113 38L112 36H110ZM116 37H118V36H116ZM120 37H121V36H120ZM122 37H123V36H122ZM135 37H138V36L136 35ZM193 37H194V36H193ZM195 37H196V36H195ZM195 37H194V38H195ZM216 37H217V36H216ZM233 37H234V36H233ZM233 37H232V39H233ZM39 38H40V37H39ZM76 38H78V37L76 36ZM91 38H92V37H91ZM106 38H107V37H106ZM111 38H110V39H111ZM118 38H119V37H118ZM118 38H117V39H118ZM133 38H134V37H133ZM133 38H132V42H133ZM156 38H157V35H156ZM158 38H161V37H158ZM164 38H165V37H164ZM211 38H214V40L216 39L215 36H214V37L212 36ZM221 38H222V37H221ZM224 38H225V37H224ZM235 38H236V37H235ZM243 38H246V37H242V39H243ZM251 38H252V37H251ZM251 38H250V40H251ZM255 38H256V37H255ZM259 38H260V37H259ZM0 39H1V38H0ZM56 39H57V38H56ZM58 39H59V38H58ZM65 39H68V38H65ZM74 39H75V38H74ZM84 39H86V38H83V40H84ZM135 39H136V38H135ZM138 39H139V38H138ZM145 39H146V34H145ZM147 39H148V38H147ZM196 39H197V37H196ZM196 39H195V40H196ZM203 39H204V38L201 37V41H202ZM4 40H5V39H4ZM24 40H25V39H23V41H24ZM60 40H61V39H60ZM95 40H96V39H95ZM105 40H107V39H105ZM119 40L121 41V39H118L117 41L119 42ZM123 40H124V38H123ZM129 40H130V39L128 38L127 43H128ZM158 40H159V39H158ZM158 40H157V41H158ZM163 40H164V39H163ZM193 40H194V39H193ZM197 40H198V39H197ZM205 40H207V37H206V36H205ZM205 40H204V41H205ZM214 40H213V41H214ZM224 40H225V39H224ZM246 40H247V39H246ZM260 40H262V36H261ZM42 41H43V40H42ZM42 41L39 42V44L41 43V44H40L41 46H42V43L45 42V41H43V42H42ZM48 41H49V40H48ZM48 41H47V42H48ZM51 41H52V40H51ZM51 41H50V42H51ZM74 41H75V40H74ZM85 41H86V40H85ZM93 41H94V39H93ZM109 41H110V40H109ZM113 41H114V38H113ZM117 41H116V43H117ZM151 41H153V40H151ZM166 41H167V40H166ZM201 41H200V44H201ZM213 41H212V42H213ZM225 41H228V40H225ZM240 41H241V40H240ZM243 41H244V40H243ZM248 41H249V40H248ZM24 42H26V41H24ZM58 42H60V41L56 40V43H58ZM78 42H80V41H78ZM82 42H84V41H82ZM88 42H89V40H88ZM103 42H104V40H103ZM134 42H135V41H134ZM144 42H145V41H144ZM144 42H143V43H144ZM148 42H149V39H148ZM153 42L155 43V40H154ZM160 42H161V41H160ZM167 42H168V41H167ZM207 42H208V41H207ZM209 42H210V41H209ZM209 42H208V43H209ZM219 42H220V41H219ZM260 42H261V41H260ZM35 43H36V42H35ZM37 43H38V42H37ZM48 43H49V42H48ZM48 43H46V44H48ZM53 43H54V42H53ZM68 43H69V42H68ZM68 43H67V44H68ZM73 43H75V42H73ZM89 43H90V42H89ZM89 43H88V44H89ZM93 43H94V42H93ZM110 43H111V42H110ZM124 43H125V42H124ZM173 43H174V42H173ZM215 43H217L216 40H215ZM220 43H221V42H220ZM222 43H224V42H222ZM222 43H221V44H222ZM226 43H227V42H226ZM226 43H225V44H226ZM252 43L254 44L255 42L253 41ZM24 44H26V43H24ZM29 44L31 45L32 43H29ZM29 44L27 43V45H29ZM39 44H38V45H39ZM49 44H50V43H49ZM51 44H52V43H51ZM64 44H65V43H64ZM75 44H76V43H75ZM85 44L87 45L86 42H85ZM85 44H84V45H85ZM95 44H96V43H95ZM95 44H92V45H95ZM103 44H104V43H103ZM112 44H113V43H112ZM137 44H138V43H137ZM137 44H136V45H137ZM165 44H166V43H165ZM200 44H199V45H200ZM228 44H229V42H228ZM228 44H227V45H228ZM230 44H231V43H230ZM247 44H248V43H247ZM260 44H261V43H260ZM40 45H39V46H40ZM43 45H44V44H43ZM55 45H56V44H55ZM68 45H69V44H68ZM68 45H67V47H68ZM72 45L74 46V44H72ZM77 45L79 46V44H77ZM96 45H97V44H96ZM100 45H101V44H100ZM108 45H109V42H108ZM121 45H124V44H121ZM132 45H133V44H132ZM152 45H153V44H152ZM160 45H161V44H160ZM160 45H159V46H160ZM175 45H176V44H175ZM201 45H202V44H201ZM222 45L224 46V44H222ZM251 45H252V44H251ZM255 45H256V44H255ZM262 45H263V44H262ZM24 46H25V45H24ZM34 46H35V45H34ZM45 46H46V45H45ZM50 46H51V45H50ZM75 46H76V45H75ZM75 46H74V47H75ZM102 46H103V45H102ZM126 46H127V45H126ZM129 46H130V45H129ZM145 46H147L146 43H145ZM145 46L143 45V47H145ZM149 46H151V45L149 44L148 47H149ZM162 46H163V45H162ZM167 46H168V45H167ZM192 46H193V45H192ZM192 46H190V47H192ZM202 46H204V45H202ZM207 46H208V45H207ZM209 46H210V45H209ZM213 46H215V45H213ZM220 46H221V45H220ZM236 46L238 47V45H236ZM236 46H235V47H236ZM249 46H250V45H249ZM46 47H47V46H46ZM82 47H83V46H82ZM123 47H125V46H123ZM148 47H147V48H148ZM199 47H200V46H199ZM244 47H245V46H244ZM252 47H253V46H252ZM263 47H264V46H263ZM20 48L22 49V47H20ZM24 48H25V47H24ZM24 48H23V49H24ZM30 48H31V47H30ZM36 48H37V47H36ZM68 48H69V47H68ZM75 48L77 49V47H75ZM75 48H74V49H75ZM84 48H85V47H84ZM113 48H114V47H113ZM117 48H118V47H117ZM127 48H128V47H127ZM127 48H126V51H129L130 49L127 50ZM133 48H134V47H133ZM175 48H176V47H175ZM192 48H194V47H192ZM196 48H197V47H196ZM202 48H203V47H202ZM202 48H201V49H202ZM204 48H206V50H207V47H204ZM208 48H209V47H208ZM215 48H216V46H215ZM218 48H219V47H218ZM222 48H223V47H222ZM233 48H234V47H233ZM245 48H246V47H245ZM255 48H256V47H255ZM32 49H33V48H32ZM40 49H44V47H43V48H40ZM46 49H48V48H45V53H47V52H46ZM49 49H50V48H49ZM49 49H48L47 51H49ZM57 49H58V48H57ZM66 49H67V48H66ZM74 49H73V50H74ZM76 49H75V50H76ZM92 49H93V47H92ZM103 49H104V47H103ZM114 49H115V48H114ZM136 49H137V48H136ZM141 49H142V48H141ZM168 49H170V48H168ZM211 49H212V48H211ZM240 49H241V48H240ZM253 49H254V47H253ZM33 50H35V49H33ZM38 50H39V49H38ZM38 50H37V51H38ZM59 50H60V49H59ZM75 50H74V51H75ZM77 50H78V49H77ZM80 50H82V48H81ZM83 50H84V49H83ZM83 50H82V52H83ZM85 50H87V49L85 48ZM94 50H95V48H94ZM94 50H93V51H94ZM104 50H105V49H104ZM108 50H109V49H108ZM115 50H116V49H115ZM117 50H119V49H117ZM147 50H148V49H147ZM149 50H150V49H149ZM177 50H178V49H177ZM181 50H182V49H181ZM198 50H199V49H198ZM209 50H210V49H208V52H207L208 54H209V52L211 51V50H210V51H209ZM212 50H213V49H212ZM215 50H216V49H215ZM220 50H221V49H220ZM227 50H228V48H227ZM39 51H40V50H39ZM39 51H38V52H39ZM41 51L44 52L43 50H41ZM41 51H40V52H41ZM64 51H65V50H64ZM111 51H112V49H111ZM122 51H123V50H122ZM131 51H132V50H131ZM139 51H140V50H139ZM143 51H144V50H143ZM151 51H152V50H151ZM151 51H150L149 53H151ZM171 51H174V50L171 49ZM175 51H176V50H175ZM175 51H174V52H175ZM202 51H203V49H202ZM204 51H205V50H204ZM213 51H214V50H213ZM239 51H240V50H239ZM17 52H19V51H17ZM109 52H110V51H108L107 54L110 55ZM134 52H136V51L134 50ZM176 52H177V51H176ZM224 52H225V51H224ZM227 52H228V51H227ZM242 52H243V51H242ZM245 52H246V51H245ZM253 52H254V51H253ZM257 52H258V51H257ZM262 52H263V51H262ZM52 53L54 54V50H53V48H52ZM55 53H56V52H55ZM62 53H63V51H62ZM66 53H67V52H66ZM78 53H79V51H78ZM83 53H84V52H83ZM88 53H89V55H90L91 52H88ZM113 53H114V52H113ZM138 53H139V52H138ZM142 53H143V52H142ZM212 53H213V52H212ZM243 53H244V52H243ZM246 53H247V52H246ZM255 53H256V52H255ZM255 53H254V54H255ZM15 54H16V53H14V55H15ZM36 54H37V52H36ZM48 54H49V53H48ZM59 54H61V53H59ZM67 54H68V53H67ZM80 54H81V51H80ZM102 54H103V53H102ZM102 54H100V55L102 56ZM107 54H106V55H107ZM127 54H128V52H127ZM178 54H179V53H178ZM240 54H242V53H240ZM14 55H13V56H14ZM23 55H24V54H23ZM30 55H31V54H30ZM37 55H38V54H37ZM41 55H42V54H41ZM45 55H46V54H45ZM57 55H58V54H57ZM62 55H63V54H62ZM78 55H79V54H78ZM82 55H83V54H82ZM84 55H85V53H84ZM91 55H93V53H92ZM100 55H99V56H100ZM109 55H108V56H109ZM111 55H112V52H111ZM143 55H144V54H143ZM143 55H142V57L145 56V55H144V56H143ZM238 55H239V54H238ZM242 55H245V56H246V54H242ZM249 55H250V54H249ZM255 55H256V54H255ZM11 56H12V55H11ZM11 56H10V57H11ZM24 56H26V55H24ZM24 56L21 57V61H24L25 63H26V62L29 63V65L31 66V69H32V68H33V69L36 68V67H35V64H36L37 58H34L35 55H34L32 58H34L36 61H35L34 59H32L31 57H29V56H28L29 59H27V57H24ZM58 56H59V55H58ZM64 56H65V55H64ZM64 56H63V57H64ZM70 56L72 57V53H71V55L69 54V58H70ZM73 56H74V55H73ZM75 56H76V55H75ZM93 56H95V55H93ZM93 56H91V57L93 58V59H92V63H93V61H95L94 59L97 58V56H96V58L93 57ZM118 56H119V55H118ZM180 56H181V55H180ZM215 56H216V54H215ZM217 56H218V54H217ZM262 56H263V55H262ZM36 57H37V56H36ZM38 57H39V56H38ZM40 57H41V56H40ZM40 57H39V58H40ZM53 57H54V56H53ZM63 57H62V59H63ZM65 57H66V56H65ZM67 57H68V56H67ZM77 57H78V56H77ZM89 57H90V56H89ZM105 57H106V56H105ZM112 57H115V56H112ZM121 57H122V56H121ZM124 57H125V56H124ZM147 57H148V56H147ZM150 57H151V56H150ZM178 57H179V56H178ZM226 57H227V56H226ZM15 58H16V57H15ZM30 58H31V59H30ZM81 58H82V57H81ZM98 58H99V57H98ZM100 58H101V57H100ZM103 58H104V57H103ZM122 58H123V57H122ZM126 58H127V57H126ZM126 58H124V63H125V61L127 60ZM182 58H183V55H182ZM12 59H13V60H11V61H14V58H12ZM40 59H41V58H40ZM53 59H54V58H53ZM67 59H68V58H67ZM73 59H74V58H73ZM77 59H78V58H77ZM87 59H88V58H87ZM115 59H116V58H115ZM117 59H118V58H117ZM125 59H126V60H125ZM147 59H148V58H147ZM150 59H151V58H150ZM176 59H178V58H176ZM183 59H184V58H183ZM44 60H45V59H44ZM54 60H55V59H54ZM56 60H58V58H56ZM78 60H79V59H78ZM81 60H82V59H81ZM90 60H91V59H89V61H90ZM152 60H153V59H152ZM227 60H228V58H227ZM231 60H232V59H231ZM8 61H10V60H8ZM21 61H20V62H21ZM60 61H61V60H60ZM66 61L68 62V60H66ZM96 61H98V59H97ZM121 61H122V60H121ZM136 61H137V60H136ZM150 61H151V60H150ZM175 61H176V60H175ZM183 61H184V60H183ZM186 61H187V60H186ZM254 61H255V60H254ZM261 61H262V60H261ZM20 62L18 61V64H19ZM24 62H23V64H24ZM48 62H49V61H48ZM67 62H66V63H67ZM72 62H73V61H72ZM113 62H114V61H113ZM117 62H118V60H117ZM126 62H127V61H126ZM154 62H155V61H154ZM172 62H173V61H172ZM177 62H178V61H177ZM54 63H55V62H54ZM82 63H83V62H82ZM100 63H102V62H100ZM114 63H115V62H114ZM122 63H123V61H122ZM144 63H145V62H144ZM155 63H156V62H155ZM175 63H176V62H174V64H175ZM184 63H185V62H184ZM184 63H183V64H184ZM225 63H226V62H225ZM9 64H10V63H9ZM23 64H22V65H23ZM43 64H44V63H43ZM56 64H57V63H56ZM76 64H78V63H76ZM93 64H94V63H93ZM96 64H97V62H96ZM98 64H99V63H98ZM102 64H103V63H102ZM102 64H99V67H100V65L103 66ZM111 64H112V63H111ZM128 64H129V63H128ZM176 64L178 65V63H176ZM16 65H17V64H16ZM20 65H21V63H20ZM20 65H19V66H20ZM22 65H21V66H22ZM26 65H27V64H26ZM26 65H25V66H26ZM66 65H67V64H66ZM86 65H87V64H86ZM86 65H85V66H86ZM104 65H105V64H104ZM108 65H109V63H108ZM112 65H113V64H112ZM137 65H138V64H137ZM142 65H143V63L141 64V67H143ZM145 65H146V64H145ZM195 65H196V64H195ZM227 65H228V64H227ZM227 65H226V66H227ZM230 65H231V64H230ZM257 65H258V64H257ZM9 66H10V65H9ZM21 66H20V67H21ZM23 66H24V65H23ZM51 66H54V64L51 65ZM58 66H59V65H58ZM64 66H65V65H64ZM74 66H75V64H74ZM77 66H78V65H77ZM94 66H95V65H94ZM106 66H107V64H106ZM110 66H111V65H110ZM116 66H117V65H116ZM125 66H127V65H125ZM129 66H130V65H129ZM132 66H133V65H132ZM239 66H241V65H239ZM11 67H12V66H11ZM59 67H61V66H59ZM80 67H81V66H80ZM86 67H88V66H86ZM111 67H112V66H111ZM153 67H155V66H153ZM178 67H179V66H178ZM197 67H198V66H196L195 69H197ZM222 67H223V66H222ZM233 67H234V66H233ZM254 67H255V66H254ZM258 67H259V66H258ZM39 68L41 69V67H39ZM50 68H51V67H50ZM56 68H57V67H56ZM84 68H85V67H84ZM88 68H89V67H88ZM120 68H121V67H120ZM144 68H145V67H144ZM181 68H182V67H181ZM212 68H213V67H212ZM12 69H13V68H12ZM19 69H20V68H19ZM48 69H49V68H48ZM51 69H53V68H51ZM65 69H67V67H66ZM93 69H94V68H93ZM102 69H103V71H104L105 67L102 68ZM102 69H101V71H102ZM107 69H108V68H107ZM113 69H114V68H113ZM125 69H126V67H125ZM130 69L132 70V68H130ZM137 69H138V68H137ZM137 69H136V70L133 69V71H135V72L137 71V72H138ZM155 69H156V68H155ZM157 69H158V68H157ZM217 69H218V68H217ZM247 69H248V68H247ZM13 70H15V69H13ZM43 70H44V69H43ZM54 70H57V69H54ZM81 70H84V69H81ZM98 70H99V68H98ZM111 70H112V69H111ZM120 70H121V69H120ZM145 70H146V68H145ZM212 70H213V69H212ZM224 70H225V69H224ZM236 70H237V69H236ZM259 70H260V69H259ZM17 71H18V70H17ZM19 71H20V70H19ZM28 71H29V69H28ZM31 71H32V70H31ZM31 71H30V72H31ZM33 71H34V70H33ZM69 71H70V70H69ZM69 71H68V72H69ZM77 71H78V70H77ZM128 71H129V70H128ZM140 71H141V69H140ZM159 71H160V70H159ZM169 71H170V70H169ZM14 72H15V71H14ZM14 72H13V74H15ZM34 72H35V71H34ZM40 72H42V70H41ZM50 72H51V70H50ZM73 72H74V70H73ZM78 72H80V71H78ZM81 72H83V71H81ZM105 72H106V70H105ZM113 72H114V71H113ZM124 72H125V71H123V73H124ZM142 72H143V71H142ZM155 72H156V71H155ZM157 72H158V70H157ZM165 72H167V70H166ZM165 72L163 71L162 74L166 75ZM174 72H175V71H174ZM231 72H232V70H231ZM234 72H235V71H234ZM262 72H263V70H262ZM32 73H33V72H32ZM36 73H37V72H36ZM52 73H53V72H52ZM62 73H63V72H62ZM62 73H61V74H62ZM66 73H67V70H66ZM70 73H71V72H70ZM85 73H86V72H85ZM90 73H91V72H90ZM90 73H89V74H90ZM120 73H122V72H120ZM123 73H122V74H123ZM129 73H133V76H134V72H129ZM129 73H128V76H131V77H132V75H131V74L129 75ZM167 73H168V72H167ZM189 73H191V71H190ZM28 74H29V73H28ZM40 74H41V73H40ZM42 74H43V73H42ZM73 74H74V73H73ZM79 74L82 75L81 73H79ZM102 74H103V73H102ZM110 74H112V73L110 72ZM152 74H153V73H152ZM162 74H161V75H162ZM263 74H264V72H263ZM10 75H11V74H10ZM15 75H18V74L16 73ZM37 75H38V74H37ZM37 75H36V76H37ZM55 75H56V74H55ZM92 75H93V73H92ZM103 75H104V74H103ZM107 75H108V74H106V76H107ZM112 75H113V74H112ZM112 75H111V76H112ZM114 75H115V74H114ZM123 75L125 76V74H123ZM139 75H140V74H138V78H139ZM154 75H155V74H154ZM154 75H152V76H154ZM187 75H188V74H187ZM12 76L14 77V75H12ZM42 76H44V75H41L39 78H41ZM48 76H50V75H48ZM53 76H54V75H53ZM88 76H89V75H88ZM140 76H141V75H140ZM142 76H143V75H142ZM147 76H150V75H147ZM159 76H160V75H159ZM206 76H207V75H206ZM247 76H248V75H247ZM254 76H255V75H254ZM24 77H25V76H24ZM45 77H47V76H45ZM59 77H60V76H59ZM63 77H64V76H63ZM72 77H73V76H72ZM83 77H84V76H83ZM113 77H114V76H113ZM118 77H119V76H118ZM131 77H129V78H131ZM156 77H157V76H156ZM156 77H155V78H156ZM162 77H163V75H162ZM231 77H232V76H231ZM258 77H259V76H258ZM3 78L6 80L5 77H3ZM17 78H18V77H17ZM20 78H21V77H20ZM22 78H23V77H22ZM22 78L17 80V79H16V76H15L14 78H12V80L6 82V85H7L8 91H10V93L12 94V96L14 97V99H15V98H20V100H22V97H23L24 95H26V93H28L29 89H31V88L34 89V87H35V86H34V87H31V88L29 87V85H28V83H27V82H29L28 77H27V79L25 78L27 81H23V80H25V79L22 80ZM32 78H33V77H32ZM54 78H55V76H54ZM56 78H57V77H56ZM66 78H68V77H66ZM66 78H65V79H66ZM84 78H85V77H84ZM109 78H110V76H109ZM142 78H143V77H142ZM142 78H140V79H142ZM149 78H150V77H149ZM149 78H148V80H149ZM184 78H186V77H184ZM210 78H211V76H210ZM210 78H209V79H210ZM229 78H230V77H229ZM232 78H233V77H232ZM232 78H231V79H232ZM259 78H260V77H259ZM34 79H35V78H34ZM44 79H46V78H43V81H44ZM86 79H88V78H86ZM126 79H128V77H127ZM131 79L133 80V78H131ZM131 79H130V80H131ZM143 79H144V78H143ZM146 79H147V78H146ZM152 79H154V78L152 77ZM157 79H158V78H157ZM157 79H156V80H157ZM170 79H171V77L169 78V80H170ZM174 79H175V78H172V80H174ZM176 79H177V78H176ZM205 79H206V78H205V76H204V80H205ZM207 79H208V78H207ZM226 79H228V78H226ZM254 79H255V78H254ZM256 79H257V77H256ZM1 80H2V79H1ZM35 80H36V79H35ZM51 80H52V77H48V79H47L48 82L46 81V84H47L48 87L50 86V85H48V83H51ZM58 80L60 81V79H58ZM81 80H83V79H81ZM118 80H119V79H118ZM130 80H129V81H130ZM160 80L162 81V79H160ZM160 80H159V81L157 80L158 83L161 82ZM210 80H211V79H210ZM213 80H214V79H212V82H213ZM260 80H261V79H260ZM3 81H4V80H3ZM6 81H7V80H6ZM52 81L54 82V80H52ZM114 81H115V79H114ZM136 81H137V80H136ZM145 81H146V80H145ZM150 81H151V80H150ZM176 81H178V80H176ZM176 81H175V82H176ZM191 81H192V80H191ZM201 81H202V80H201ZM226 81H227V80H226ZM232 81H233V80H232ZM0 82H2V81H0ZM34 82H36V81H33L32 84H34ZM55 82H57V80H56ZM73 82H74V81H73ZM76 82H79V83H78L79 85H80V83H81L80 81H77V80L75 81V83H76ZM121 82H122V81H121ZM121 82H120V83H121ZM125 82H126V81H125ZM132 82H133V81H132ZM132 82H131V83H132ZM154 82H156L155 79H154ZM185 82H186V80H185ZM209 82H210V81H209ZM29 83L31 84V82H29ZM38 83H39V82H38ZM65 83H66V82H65ZM69 83H70V82H69ZM71 83H72V81H71ZM120 83H119V84H120ZM146 83H147V81H146ZM255 83H256V81H255ZM2 84H3V82H2ZM32 84H31V85H32ZM72 84H73V83H72ZM81 84H82V83H81ZM119 84H118V85H119ZM123 84H124V83H123ZM125 84H126V83H125ZM125 84H124V85H125ZM137 84H138V82H137ZM183 84H184V83H183ZM201 84H202V83H201ZM210 84H211V82H210ZM224 84H225V83H224ZM234 84H235V83H234ZM238 84H240V83H238ZM38 85H39V84H38ZM41 85H42V82H41ZM53 85H54V84H53ZM57 85H58V84H57ZM67 85H68V84H66V86H67ZM76 85H77V84H76ZM124 85H123V86H124ZM143 85H144V84H143ZM181 85H182V83H181ZM184 85H186V84H184ZM187 85H189V84H187ZM227 85H228V84H227ZM230 85H231V84H230ZM230 85H229V88H230ZM257 85H258V83H257ZM259 85H260V84H259ZM261 85H263L262 82H261ZM45 86H46V85H45ZM47 86H46V87H47ZM68 86H69V85H68ZM68 86H67V87H68ZM112 86H113V85H112ZM127 86L130 87V85H128V84H127ZM127 86H126V87H127ZM139 86H140V85H139ZM139 86H138V87H139ZM156 86H157V84H156ZM195 86H196V85H195ZM221 86H222V85H221ZM223 86H225V85H223ZM223 86H222V88H223ZM236 86H237V85H236ZM239 86H241V85H239ZM38 87H39V86H38ZM54 87H55V86H54ZM54 87H51V88H54ZM70 87H72V85H71ZM114 87H115V86H114ZM118 87H120V86H117V88H118ZM124 87H125V86H124ZM126 87H125V88H126ZM134 87H135V86H134ZM134 87L132 86V88H134ZM186 87H187V86H186ZM193 87H194V86H193ZM199 87H200V86H199ZM218 87H220V86L218 85ZM237 87H238V86H237ZM263 87H264V86H263ZM7 88H6V89H7ZM39 88H40V87H39ZM39 88H38V90H39ZM73 88H74V87H73ZM115 88H116V87H115ZM120 88H121V87H120ZM120 88H119V89H120ZM122 88H123V87H122ZM132 88H131V89H132ZM136 88H137V87H136ZM141 88H142V86H141ZM156 88H157V87H156ZM224 88H225V87H224ZM240 88H241V87H240ZM246 88H247V87H246ZM260 88H261V87H260ZM260 88H259V89H260ZM33 89H32V90H33ZM58 89H59V88H57V90H58ZM193 89H194L193 91H195V89H197V88L195 87V88H193ZM200 89H201V88H199V90H200ZM226 89H227V88H226ZM230 89H231V88H230ZM242 89H243V88H242ZM35 90H37L36 87H35ZM40 90H41V88H40ZM43 90H44V89H43ZM57 90H56V91H57ZM72 90H73V89H72ZM74 90H75V89H74ZM76 90L78 91V89H76ZM117 90H118V89H117ZM142 90H143V88H142ZM189 90H190V88H189ZM246 90H248V89H246ZM8 91H7V93H8ZM47 91H48V90H47ZM102 91H103V90H102ZM123 91H124V90H123ZM135 91H136V90H135ZM135 91H134V94H135ZM184 91H185V90H184ZM200 91L203 92L202 90H200ZM216 91H217V90H216ZM256 91H258V90L256 89ZM31 92H32V91H31ZM33 92H34V91H33ZM45 92H46V91H45ZM120 92H121V91H120ZM136 92H137V91H136ZM142 92H144V91H142ZM196 92H197V91H196ZM196 92H195V93H196ZM208 92H209V91H207V93H208ZM238 92H239V91H238ZM252 92H255V91L252 90ZM263 92H264V91H263ZM36 93H37V92H36ZM36 93H35V94H36ZM56 93H57V92H56ZM70 93H71V92H70ZM70 93H69V94H70ZM102 93H103V92H102ZM151 93H152V92H151ZM153 93H154V92H153ZM225 93H226V92H225ZM239 93H240V92H239ZM248 93H250V92H248ZM5 94H6V93H5ZM5 94H4V95H5ZM31 94H32V93H31ZM50 94H51V93H50ZM74 94H76V93L74 92ZM79 94H80V93H79ZM79 94H78V95H79ZM122 94H123V92H122ZM142 94H143V93H142ZM198 94H199V93H198ZM201 94H202V93H201ZM203 94L205 95L204 92H203ZM210 94H212V92H211ZM210 94L208 93L209 96H210ZM213 94H215V93H213ZM216 94H218V93L216 92ZM235 94H236V92H235ZM235 94H232V96L235 95ZM251 94H252V93H251ZM254 94H255V93H254ZM261 94H262V93H261ZM263 94H264V93H263ZM263 94H262L261 96H263ZM27 95H29V94H27ZM36 95H37V94H36ZM44 95H45V93H44ZM53 95H55V94H53ZM58 95H59V94H58ZM127 95H128V97H129V94H127ZM144 95H145V94H144ZM241 95H242V94H241ZM8 96H9V95H8ZM38 96H39V95H38ZM100 96H101V95H100ZM103 96H104V95H103ZM106 96H107V94H106ZM106 96H105V97H106ZM113 96H114V95H113ZM113 96H112L111 99H113ZM123 96H124V95H123ZM191 96H193V95H191ZM200 96H201V95H200ZM213 96H214V95H213ZM216 96H217V95H216ZM226 96H227V95H226ZM243 96H244V94H243ZM243 96H242V99H243ZM255 96H256V95H255ZM6 97H7V96H6ZM39 97H40V96H39ZM50 97H51V96H50ZM53 97H54V96H53ZM53 97H52V98H53ZM57 97H58V96H57ZM101 97H102V96H101ZM109 97H111V96L109 95ZM120 97H121V96H120ZM128 97H127V98H128ZM186 97H187V96H186ZM211 97H212V96H211ZM228 97H229V96H228ZM234 97H235V96H234ZM4 98H5V96H4ZM41 98H42V97H41ZM52 98H51V99H52ZM60 98H61V97H60ZM71 98H72V93H71ZM76 98H77V97H76ZM139 98H140V97H139ZM144 98H145V97H144ZM187 98H188V97H187ZM187 98H186V99H187ZM215 98H216V97H215ZM218 98H219V96H218ZM254 98H255V97H254ZM7 99H8V98H7ZM11 99H13V98H11ZM28 99H29V98H28ZM31 99H32V97L30 98V100H28V101L25 100V101L30 102ZM73 99H74V98H73ZM77 99H78V98H77ZM77 99H76V101H77ZM96 99H98V98H96ZM116 99H117V98H116ZM122 99H123V98H122ZM140 99H141V98H140ZM205 99H206V98H205ZM208 99H209V98H208ZM208 99H207V102L209 101ZM211 99H212V98H211ZM224 99H225V98H224ZM224 99H223V100H224ZM232 99H233V98H232ZM237 99H240V98H237ZM246 99H247V97H246ZM246 99H245V100H246ZM248 99H249V97H248ZM258 99H259V98H258ZM20 100H19L18 102H20ZM23 100H24V99H23ZM52 100L55 101L56 99L54 100V98H53ZM57 100H59V99L57 98ZM68 100H70V98H69ZM71 100H72V99H71ZM101 100H102V99H101ZM141 100H142V99H141ZM254 100H256V99H254ZM259 100H260V99H259ZM9 101H10V100H9ZM16 101H17V99H16ZM25 101H24V102H25ZM46 101H47V100H46ZM59 101H60V100H59ZM64 101H65V100H64ZM115 101H116V100H115ZM143 101H144V100H143ZM194 101H195V100H194ZM198 101H199V100H198ZM213 101H214V99H213ZM238 101H239V100H238ZM243 101H244V100H243ZM246 101H247V100H246ZM248 101H249V100H248ZM18 102H17V103H18ZM55 102H56V101H55ZM61 102H62V101H61ZM61 102H59V103H61ZM74 102H75V101H72V103H74ZM103 102H104V104H105V100H104ZM107 102L109 103L108 100H106V103H107ZM120 102H122V101H120ZM185 102H186V101H185ZM187 102H188V100H187ZM207 102H206V104H207ZM226 102H227V101H226ZM236 102H237V101H236ZM236 102L234 101V103H236ZM43 103H45V102L43 101ZM46 103L48 104V103H51V102H48V101H47ZM53 103H54V102H53ZM56 103H57V102H56ZM70 103H71V101L69 102V104H70ZM72 103H71V104H72ZM75 103H77V102H75ZM123 103H124V102H123ZM125 103H126V102H125ZM125 103H124V104H125ZM140 103H141V102H140ZM171 103H172V102H171ZM175 103H176V101H175ZM196 103H197V102H195V104H196ZM212 103H213V106H214V105H215V104H214L215 102H212ZM231 103H233V102H231ZM231 103H230V104H231ZM234 103H233V104H234ZM243 103H244V102H243ZM11 104H12V103H11ZM11 104H10V106H11ZM23 104H24V103H23ZM30 104H32V103H30ZM47 104H44V105H47ZM57 104H58V103H57ZM61 104H62V103H61ZM65 104H67V103H65ZM83 104H84V103H83ZM85 104H86V103H85ZM85 104H84V105H85ZM128 104H129V103H128ZM143 104H144V103H143ZM189 104H191V103H189ZM222 104H223V102H222ZM238 104H239V103H238ZM238 104H237V105H238ZM17 105H18V104H17ZM28 105H29V103H28ZM32 105H34V103H33ZM48 105H50V104H48ZM51 105H52V104H51ZM53 105H56V104H53ZM53 105H52V108L54 107ZM63 105H64V104H63ZM67 105H68V104H67ZM75 105H77V104H75ZM100 105H102V104H100ZM109 105H110V104H109ZM122 105H123V104H122ZM126 105H127V104H126ZM150 105H151V104H150ZM159 105H160V104H159ZM172 105H173V104H172ZM183 105H184V104H183ZM227 105H229L228 102H227ZM227 105H226V106H227ZM237 105H236V106H237ZM243 105H244V104H243ZM251 105H252V104H251ZM42 106H43V105H42ZM78 106H79V105H78ZM97 106H98V105H97ZM105 106H106V104H105ZM105 106H104V107H105ZM140 106L143 107V105H140ZM184 106H185V105H184ZM208 106H209V105H208ZM215 106H216V105H215ZM215 106H214V107H215ZM236 106H235V108H236ZM247 106H248V105H247ZM11 107H12V109H14V108H13L14 105L11 106ZM43 107H44V106H43ZM56 107H57V106H56ZM87 107H88V106H87ZM115 107H116V106H115ZM124 107H125V105H124ZM142 107H141V108H142ZM144 107H146V106L144 105ZM151 107H152V106H151ZM161 107H162V105L160 106V108H161ZM170 107H171V106H170ZM172 107H173V106H172ZM185 107H186V106H185ZM185 107H184V108H185ZM218 107H219V106H218ZM228 107H229V106H228ZM252 107H254V106H252ZM15 108H16V107H15ZM17 108H18V107H17ZM22 108H23V106H22ZM22 108H21V109H22ZM44 108H45V107H44ZM54 108H55V107H54ZM69 108H71V107H69ZM89 108H90V107H89ZM100 108H101V107H100ZM137 108H139V107H137ZM158 108H159V107L157 106V109H158ZM174 108L176 109V107H174ZM186 108H187V107H186ZM225 108H226V107H225ZM231 108H232V107H231ZM238 108H239V107H238ZM24 109H25V108H24ZM30 109H31V108H30ZM34 109H35V108L33 107V109H31V110H34ZM39 109H40V108H39ZM55 109L57 110V108H55ZM59 109H60V107H59ZM66 109H67V107H66ZM74 109H75V107H74ZM95 109H96V108H95ZM121 109H122V108H121ZM130 109H131V108H130ZM170 109H171V108H170ZM170 109L168 108L167 111L170 110ZM175 109H173V110H175ZM209 109H210V108H209ZM209 109H208V110H209ZM236 109H237V108H236ZM239 109H241V108H239ZM251 109H252V108H251ZM251 109H250V110H251ZM36 110H37V108L34 110V112H35ZM44 110H45V109H44ZM44 110L42 109V111H44ZM56 110H55V111H56ZM64 110H65V109H64ZM89 110H90V109H89ZM97 110H98V109H97ZM99 110H100V109H99ZM106 110H107V108H106ZM118 110H119V109H118ZM125 110H126V109H125ZM133 110H134V109H133ZM141 110H142V109H141ZM141 110H140V111H141ZM150 110L152 111V109H150ZM160 110H161V109H160ZM171 110H172V109H171ZM176 110H177V109H176ZM184 110H185V109H184ZM187 110H188V109H187ZM213 110H214V109H213ZM216 110H217V108H216ZM250 110H246V111H248V113H250V112L252 111V110H251V111H250ZM255 110H256V109H255ZM262 110H263V109H262ZM262 110H261V111H262ZM11 111H12V110H11ZM14 111H15V110H14ZM27 111H28V110H27ZM51 111H52V110H51ZM66 111L68 112V109H67ZM70 111H71V110H70ZM77 111H79V110L77 109ZM85 111H87V110H85ZM85 111H84V112H85ZM93 111H94V110H93ZM102 111H103V110H102ZM147 111H148V110H147ZM158 111H159V110H158ZM167 111H166V112H167ZM191 111H192V110H191ZM239 111H240V110H239ZM242 111L244 112V115H243V116H245V114H248V113H245L246 111H245L244 109H243ZM253 111H254V110H253ZM253 111H252V112H253ZM261 111H260V113L262 114ZM12 112H13V111H12ZM15 112H16V111H15ZM17 112H19V109H18ZM23 112H24V111H23ZM23 112H22V113H23ZM34 112H33V113H34ZM37 112H38V111H36V114H35V115L38 114ZM40 112H41V111H40ZM44 112H45V111H44ZM47 112L50 113L49 109H48ZM47 112L45 113V115L48 114ZM89 112H90V111H89ZM99 112H100V111H99ZM99 112H98V113H99ZM103 112H104V111H103ZM175 112H176V111H174V113H175ZM179 112H180V111H179ZM202 112H203V111H202ZM211 112H212V111H211ZM223 112H224V111H223ZM235 112H237V111H235ZM243 112H242V113H243ZM7 113H8V111H7ZM22 113H21V118H24L25 116L22 115ZM53 113H54V112H53ZM58 113H59V110H58ZM71 113H72V112H71ZM73 113H74V112H73ZM91 113H92V112H91ZM93 113H94V112H93ZM93 113H92V114H93ZM95 113H97V112H95ZM95 113H94V115H95ZM98 113H97V114H98ZM100 113H101V112H100ZM123 113H125V112H123ZM170 113H171V112H170ZM176 113H177V112H176ZM203 113H204V112H203ZM260 113H259V114H260ZM13 114H14V113H13ZM19 114H20V113H18L17 115H19ZM23 114H24V113H23ZM39 114H40V113H39ZM41 114H43V113H41ZM41 114H40V115H41ZM89 114H90V113H89ZM127 114H128V113H127ZM178 114H179V113H178ZM188 114H189V113H188ZM190 114H191V113H190ZM193 114H194V113H193ZM239 114H240V113H239ZM9 115H10V112H9ZM11 115H12V114H11ZM29 115H30V114H29ZM35 115H33V116H35ZM43 115H44V114H43ZM45 115H44V116H45ZM61 115H62V114H61ZM76 115H78V114H76ZM151 115H152V114H151ZM160 115H161V114H160ZM162 115H163V114H162ZM162 115H161V116H162ZM168 115H169V114H168ZM180 115H181V114H180ZM202 115H203V114H202ZM234 115H235V114H234ZM262 115H263V114H262ZM262 115H261V116H262ZM37 116H38V115H37ZM37 116H36V118H37ZM44 116H43V118H42V117H41V118H42V119H45ZM52 116H53V115H52ZM73 116H74V115H73ZM124 116H126V115H124ZM141 116H143V115H141ZM145 116H146V115H145ZM182 116H183V114H182ZM188 116H190V115H188ZM188 116H187V117H188ZM194 116H195V114H194ZM194 116H193V117H194ZM196 116H197V115H196ZM210 116H211V115H210ZM38 117H39V116H38ZM49 117H50V116H49ZM56 117H58V115H57ZM61 117H62V116H61ZM157 117L160 118V116H158V115H157ZM173 117H174V116H173ZM183 117H186V115L183 116ZM212 117H213V116H212ZM19 118H20V117H19ZM21 118H20V120H22ZM32 118H33V117H32ZM59 118H60V117H59ZM62 118H63V117H62ZM80 118H81V117H80ZM94 118H95V117H94ZM97 118H98V117H97ZM121 118H122V117H121ZM130 118H131V117H130ZM146 118H147V117H146ZM175 118H176V117H175ZM175 118H174V119H175ZM188 118H189V117H188ZM191 118H192V117H191ZM210 118H211V117H210ZM210 118H209V119H210ZM258 118H259V117H258ZM260 118H261V117H260ZM17 119H18V118H17ZM37 119L40 120V118H37ZM49 119H50V118H49ZM57 119H58V118H57ZM65 119H66V117L64 118V120H65ZM85 119H86V121L89 120V119L87 120V118H85ZM131 119H132V118H131ZM131 119H129V120H131ZM154 119H155V118H154ZM183 119H184V118H183ZM192 119H193V118H192ZM194 119H195V118H194ZM194 119H193V120H194ZM198 119H199V118H198ZM203 119H204V117H203ZM216 119H217V118H216ZM247 119H249V117H248ZM256 119H257V118H256ZM67 120H68V117H67ZM70 120H71V119H70ZM82 120H83V119H82ZM144 120H145V119H144ZM144 120H143V121H144ZM159 120H161V119H159ZM159 120H158V123H160ZM165 120H166V119H165ZM185 120H186V118H185ZM188 120L190 121V118H189ZM251 120H252V119H251ZM258 120H259V119H258ZM22 121H23V120H22ZM45 121H46V120H45ZM59 121H60V120H59ZM68 121H69V120H68ZM71 121H72V120H71ZM90 121H91V119L89 120V123H90ZM186 121H187V120H186ZM209 121L211 122L212 119L209 120ZM214 121H215V120H214ZM214 121H213V122H214ZM246 121H247V120H246ZM260 121H261V120H260ZM20 122H21V121H20ZM26 122H27V120H26ZM46 122H47V121H46ZM60 122H62V121H60ZM74 122H76V121L73 120V123H74ZM77 122H78V121H77ZM151 122H153V121L151 120ZM163 122H164V121H163ZM174 122H175V121H174ZM174 122H173V123H174ZM199 122H200V121H199ZM202 122H203V121H202ZM255 122H257V120H256ZM27 123H28V122H27ZM27 123H26V124H27ZM62 123H63V122H62ZM64 123H65V126H66V122H64ZM87 123H88V122H87ZM87 123H86V124H87ZM166 123H167V122H166ZM176 123H177V122H176ZM184 123H185V122H184ZM184 123H183V124H184ZM211 123H212V122H211ZM252 123H253V122H252ZM259 123H260V122H258V124H259ZM261 123H262V122H261ZM21 124H22V123H21ZM21 124H20V125H21ZM90 124H91V123H90ZM197 124H198V123H197ZM201 124H203V123H201ZM201 124L199 123V125H201ZM256 124H257V123H256ZM263 124H264V123H263ZM18 125H19V124H18ZM32 125H33V124H32ZM34 125H35V124H34ZM44 125H45V124H44ZM60 125H62V124H60ZM71 125H72V124H71ZM162 125H163V124H162ZM199 125H198V126H199ZM22 126L24 127V125H21V127H22ZM26 126H27V125H26ZM39 126H40V125H39ZM41 126H42V125H41ZM46 126H47V125H46ZM62 126H63V125H62ZM72 126H74V125H72ZM81 126H82V125H81ZM84 126H85V125H84ZM89 126H90V125H89ZM180 126H181V125H180ZM263 126H264V125H263ZM23 127H22V128H23ZM91 127H92V126H91ZM91 127H90V128L88 127L89 130L91 129ZM151 127H152V126H151ZM165 127H166V126H165ZM165 127H164V128H165ZM182 127H183V126H182ZM189 127H190V126H189ZM193 127H194V126H193ZM203 127H205V126H203ZM218 127H219V126H218ZM244 127H245V125H244ZM260 127H261V126H260ZM34 128H36V127H34ZM70 128H71V127H70ZM86 128H87V127H86ZM148 128H149V127H148ZM159 128H161V127H159ZM194 128H195V127H194ZM199 128H200V127H199ZM199 128H198V129H199ZM262 128H263V127H262ZM26 129H27V128H26ZM94 129H96V128H94ZM180 129H182V128H180ZM257 129H258V128H257ZM18 130H19V129H18ZM23 130H24V129H23ZM55 130H56V129H55ZM65 130H66V128H65ZM82 130H83V129H82ZM87 130H88V129H87ZM97 130H98V129H97ZM148 130H149V129H148ZM159 130H160V129H159ZM164 130H165V129H164ZM182 130H183V129H182ZM90 131H91V130H90ZM92 131H93V129H92ZM92 131H91V132H92ZM201 131H203V130H201ZM30 132H31V131H30ZM63 132H64V131H63ZM66 132H67V131H66ZM167 132H168V131H167ZM180 132H181V131H180ZM259 132H260V131H259ZM263 132H264V131H263ZM22 133H23V132H22ZM24 133H25V132H24ZM33 133H34V135L36 134V132H33ZM92 133H93V132H92ZM117 133H118V132H117ZM184 133H185V132H183V134H184ZM198 133H199V131H198ZM202 133H203V132H202ZM25 134H26V133H25ZM47 134H48V133H47ZM66 134H67V133H66ZM89 134H91V133L89 132ZM158 134H159V133H158ZM164 134H165V133H164ZM177 134H178V133H177ZM259 134H260V133H259ZM26 135H27V134H26ZM30 135H31V134H30ZM116 135H117V134H116ZM160 135H162V134H160ZM180 135H181V134H180ZM202 135H203V134H202ZM260 135H261V134H260ZM23 136H24V134H23ZM37 136H38V135H37ZM49 136H54V135H49ZM49 136H48V137H49ZM63 136H64V135H63ZM112 136H113V135H112ZM147 136H148V135H147ZM165 136H166V135H165ZM171 136H172V134H171ZM175 136H176V135H175ZM182 136H183V135H182ZM184 136L186 137V134H185ZM20 137H21V136H20ZM24 137H25V136H24ZM33 137H34V136H33ZM33 137H32V138H33ZM55 137H56V136H55ZM65 137H66V136H65ZM156 137H158V136H156ZM179 137H180V136H179ZM179 137H178V138H179ZM21 138H22V137H21ZM34 138H35V137H34ZM49 138H50V137H49ZM72 138H73V137H72ZM88 138H89V137H88ZM130 138H131V137H129V139H130ZM173 138H174V136H173ZM36 139H37V138H36ZM46 139H47V138H46ZM66 139H67V138H66ZM73 139H74V138H73ZM135 139H136V138H135ZM135 139H134V140H135ZM39 140H40V139H39ZM44 140H45V139H44ZM54 140H55V139H54ZM59 140H61V138H60ZM156 140H157V139H156ZM158 140H159V139H158ZM177 140H178V139H177ZM195 140H196V139H195ZM210 140L213 141V139H210ZM210 140H209V143H210ZM22 141H23V140H22ZM51 141H52V138H51ZM89 141H91V140H89ZM147 141L149 142V140H147ZM151 141H152V140H151ZM161 141H162V140H161ZM172 141H173V140H172ZM182 141H184V139H183ZM182 141H179V142H182ZM202 141H203V140H202ZM220 141H221V140H220ZM225 141H226V140H225ZM25 142H26V141H25ZM38 142H39V141H38ZM40 142H41V141H40ZM44 142H45V141H44ZM63 142H64V141H63ZM76 142H77V141H76ZM136 142H138V141H135V143H136ZM174 142H176V141L174 140ZM206 142H207V141H206ZM215 142H216V141H215ZM69 143H70V142H69ZM84 143H86V141H84ZM157 143H158V142H157ZM162 143H163V142H162ZM164 143H165V142H164ZM176 143H177V142H176ZM176 143H175V145H177ZM207 143H208V142H207ZM216 143H217V142H216ZM221 143H223V140L221 141ZM14 144H15V143H14ZM33 144H34V143H33ZM38 144H39V143H38ZM40 144H41V143H40ZM42 144H43V143H42ZM48 144H49V143H48ZM82 144H83V143H81V145H82ZM90 144H91V143H90ZM131 144H132V143H131ZM142 144H143V143H142ZM144 144H146V143H144ZM147 144H148V143H147ZM150 144H151V143H150ZM181 144H182V143H181ZM195 144H196V142H195ZM210 144H211V143H210ZM224 144H225V143H224ZM12 145H13V144H12ZM12 145H11V147H12ZM17 145H18V144H17ZM20 145H21V144H20ZM24 145H25V144H24ZM87 145H88V141H87ZM155 145H156V143H155ZM201 145H202V147H203V144H201ZM226 145L228 146V144H226ZM8 146H10V145H8ZM38 146H39V145H38ZM53 146H54V144H53ZM90 146H91V145H90ZM136 146H137V144H136ZM136 146H135V147H136ZM179 146H180V145H179ZM214 146L216 147V146H218V145H214ZM221 146H222V145H221ZM36 147H37V146H36ZM44 147H45V146H44ZM48 147H49V146H48ZM86 147H87V146H86ZM118 147H119V146H118ZM169 147H170V146H169ZM173 147H174V146H173ZM177 147H178V145H177ZM187 147H188V146H187ZM197 147H198V146H197ZM199 147H200V146H199ZM215 147H214V148H215ZM222 147H223V146H222ZM233 147H234V146H233ZM15 148H16V147H15ZM20 148H21V146H20L18 149H20ZM31 148H32V147H31ZM50 148H51V147H50ZM52 148H53V147H52ZM54 148H55V147H54ZM68 148H69V147H68ZM77 148H78V147H77ZM81 148H82V147H81ZM84 148H85V147H84ZM150 148H151V147H150ZM154 148H155V146H154ZM165 148H166V147H165ZM207 148H208V146H207ZM207 148H205V149L207 150ZM218 148H219V147H218ZM218 148H217V149H218ZM234 148H235V147H234ZM262 148H263V147H262ZM28 149H29V148H28ZM36 149H37V148H36ZM40 149H41V148H40ZM47 149H48V148H47ZM58 149H59V148H58ZM61 149H62V148H61ZM64 149H65V148H63V151H64ZM85 149H86V148H85ZM177 149H179V147H178ZM197 149H198V148H197ZM202 149H203V148H202ZM202 149H201V147H200V149H198V150L201 151ZM215 149H216V148H215ZM223 149H224V148H223ZM8 150H9V149H8ZM26 150H27V149H26ZM30 150H32V149H30ZM43 150H44V148H43ZM43 150H42V151H43ZM51 150H52V149H51ZM121 150H122V149H121ZM130 150H131V149H130ZM149 150H150V149H149ZM180 150H181V149H180ZM190 150H191V149H190ZM190 150H189V151H190ZM198 150H196V151H198ZM226 150H227V147H226ZM22 151H23V150H22ZM145 151H146V150H145ZM159 151H160V150H159ZM169 151H170V150H169ZM173 151H174V149H173ZM183 151H184V150H183ZM207 151H208V150H207ZM217 151H218V150H217ZM219 151H220V149H219ZM219 151H218V152H219ZM223 151H224V150H223ZM223 151H222V152H223ZM242 151H243V150H242ZM53 152H54V150H53ZM53 152H52V153H53ZM65 152H67V151H65ZM65 152H64V153H65ZM83 152H84V151H83ZM124 152H125V151H124ZM124 152H123V153H124ZM137 152H138V150H137ZM142 152H143V151H142ZM153 152H154V151H153ZM161 152H162V151H161ZM204 152H205V151H204ZM211 152H212V151H211ZM220 152H221V151H220ZM226 152H227V151H226ZM239 152H240V151H239ZM3 153H4V152H3ZM14 153H15V152H14ZM25 153H27V152H25ZM41 153H42V152H41ZM49 153H50V152H49ZM73 153H74V152H73ZM84 153H85V152H84ZM87 153H88V152H87ZM149 153H150V152H149ZM155 153H157V152H155ZM173 153H174V152H173ZM187 153H188V152H187ZM189 153H190V152H189ZM207 153L209 154V152H207ZM214 153H217L216 150H214ZM228 153H229V152H228ZM228 153H227V154H228ZM246 153H247V152H246ZM256 153H257V152H256ZM6 154H7V153H6ZM16 154H17V153H16ZM30 154L32 155V153H30ZM56 154H57V152H56ZM66 154H67V153H66ZM77 154H78V153H77ZM82 154H83V153H82ZM119 154H120V153H119ZM124 154H125V153H124ZM152 154H153V153H152ZM152 154H151V155H152ZM160 154H161V153H160ZM177 154H178V153H177ZM199 154H200V153H199ZM202 154H203V153H202ZM219 154H220V153H219ZM225 154H226V153H225ZM227 154H226V156H227ZM241 154H242V153H241ZM34 155H35V154H34ZM53 155H54V154H53ZM59 155H60V153H59ZM68 155H69V153H68ZM163 155H164V154H163ZM170 155H171V154H170ZM172 155H174V154H172ZM195 155H196V154H195ZM205 155H206V153H205ZM244 155H245V154H244ZM246 155H247V154H246ZM4 156H6V155H4ZM14 156H15V155H14ZM17 156H18V154H17ZM50 156H51V155H50ZM60 156H61V155H60ZM60 156H59V157H60ZM65 156H66V155H65ZM65 156H64V157H65ZM73 156H74V154H73ZM84 156H85V155H84ZM90 156H91V155H90ZM122 156H124V155H122ZM188 156H189V155H188ZM222 156H223V155H222ZM232 156H233V155H232ZM241 156H242V155H241ZM10 157H12V156H10ZM10 157H9V158H10ZM31 157H32V156H31ZM37 157H38V155H37ZM41 157H42V156H41ZM47 157H48V156H47ZM57 157H58V156H57ZM57 157H56V158H57ZM61 157H62V156H61ZM61 157H60V158H61ZM77 157H78V156H76V158H77ZM85 157H86V156H85ZM162 157H163V156H162ZM180 157H181V156H180ZM186 157H187V156H186ZM197 157H198V156H197ZM199 157H200V156H199ZM4 158H5V157H4ZM15 158H16V157H15ZM22 158H23V157H22ZM22 158H21V159H22ZM39 158H40V157H39ZM52 158H53V157H52ZM187 158H188V157H187ZM213 158H214V156L212 157V159H213ZM215 158H216V157H215ZM215 158H214V159H215ZM239 158H241V157H239ZM242 158H243V157H242ZM7 159H8V158H7ZM25 159H26V158H25ZM63 159H65V158H63ZM68 159H69V158H68ZM121 159H122V158H121ZM199 159H200V158H199ZM199 159H198V161H199ZM225 159H226V158H225ZM225 159H224V160H225ZM228 159H229V157H228ZM10 160H11V159H10ZM39 160H40V159H39ZM47 160H48V159H46V161H47ZM71 160H72V159H71ZM79 160H81V159H79ZM100 160H101V159H100ZM202 160H203V159H202ZM207 160H208V159H207ZM215 160H216V159H215ZM253 160H254V159H253ZM20 161H21V160H20ZM51 161H52V160H51ZM58 161H59V160H58ZM83 161H84V160H83ZM85 161H86V160H85ZM90 161H91V160H90ZM188 161H189V158H188ZM191 161H192V160H191ZM204 161H205V160H204ZM216 161H217V160H216ZM216 161H215L214 164H216V163H220V162H216ZM220 161H221V160H220ZM240 161H241V160H240ZM262 161H263V160H262ZM6 162H8V161H6ZM11 162H13V161H11ZM31 162H32V161H31ZM37 162H38V160H37ZM40 162H42V161H40ZM60 162H61V161H60ZM65 162H66V160H65ZM65 162H64V163H65ZM67 162H68V161H67ZM71 162H72V161H71ZM92 162H93V161H92ZM112 162H113V161H112ZM112 162H111V163H112ZM117 162H118V161H117ZM120 162H122V161H120ZM136 162H137V161H136ZM157 162H158V161H157ZM179 162L182 163L181 160H179ZM213 162H214V160H213ZM226 162H228V161H226ZM4 163H5V162H4ZM27 163H28V162H27ZM29 163H30V162H29ZM33 163H35V162L33 161ZM115 163H116V162H115ZM143 163H144V161H143ZM153 163H154V162H153ZM189 163H190V162H188V164H187V163H186V164H187L188 166H190ZM199 163H200V162H199ZM237 163H238V162H236V164H237ZM245 163H246V162H245ZM259 163H260V162H259ZM36 164H37V163H36ZM39 164H40V163H39ZM47 164H48V163H47ZM49 164H51L50 161H49ZM52 164H53V163H52ZM57 164H58V163H57ZM72 164H73V162H72ZM76 164H77V163H76ZM94 164H95V163H94ZM97 164H98V163H97ZM113 164H114V163H113ZM113 164H112L111 168L113 167ZM133 164H135L134 161H133ZM220 164H221V163H220ZM226 164H227V163H226ZM233 164H234V163H233ZM260 164H261V163H260ZM27 165H28V164H27ZM41 165H42V163H41ZM60 165H61V164H60ZM66 165H67V164H66ZM66 165H65V167H66ZM69 165H70V164H69ZM78 165H79V164H78ZM88 165H89V164H88ZM115 165H116V164H115ZM117 165H118V164H117ZM120 165H121V164H120ZM120 165H119V166H120ZM127 165H128V164H127ZM152 165H153V164H152ZM154 165H155V164H154ZM182 165H183V164H182ZM200 165H201V164H200ZM212 165H213V164H212ZM253 165H254V163H253ZM10 166H11V164H10ZM23 166H24V163H23ZM44 166H45V165H43V169H44ZM48 166H49V165H48ZM51 166H53V165H51ZM92 166H93V165H92ZM119 166H118V167H119ZM143 166H144V165H143ZM175 166H176V165H175ZM219 166H220V165L218 164V167H219ZM246 166H247V165H246ZM246 166H245V167H246ZM260 166H261V165H260ZM2 167H3V166H2ZM16 167H17V166H16ZM56 167H57V166H56ZM58 167H59V166H58ZM72 167H73V166H71V169H73ZM85 167H87V165H86ZM90 167H91V166H90ZM99 167H100V165H99ZM115 167H116V166H115ZM115 167H114V169H115ZM152 167H153V166H152ZM185 167L187 168V166H185ZM193 167H194V165L192 166V168H193ZM216 167H217V166H216ZM216 167H214V168H216ZM220 167H221V166H220ZM220 167H219V168H220ZM223 167H224V166H223ZM251 167H252V166H251ZM262 167H263V166H262ZM0 168H1V167H0ZM4 168H5V167H4ZM12 168H13V167H12ZM38 168H39V167H38ZM54 168H55V166H54ZM75 168H76V167H75ZM79 168H80V167H79ZM79 168L77 167V169H79ZM88 168H89V166H88ZM103 168H104V167H101V169H103ZM105 168H106V167H105ZM111 168H110V169H111ZM154 168H155V167H154ZM167 168H168V167H167ZM179 168H180V167H179ZM181 168H182V167H181ZM183 168H184V166H183ZM190 168H191V167H190ZM190 168H187V169H190ZM202 168H204V167H202ZM210 168H211V167H210ZM212 168H213V167H212ZM227 168H228V167H227ZM247 168H249V165H248ZM6 169H7V168H6ZM6 169H5V170H6ZM25 169H26V168H25ZM43 169H41V171H42ZM46 169H47V167H46ZM68 169H69V167H68ZM71 169H69V170H71ZM119 169H120V168H119ZM122 169H123V168H122ZM130 169H131V167H130ZM132 169H133V168H132ZM170 169H171V168H170ZM194 169H195V168H194ZM194 169H193V172H194ZM196 169H197V168H196ZM196 169H195L196 172L200 171V170H199V169H200L199 167H198V171H197ZM205 169H207V168H204V172H206ZM217 169H218V168H217ZM220 169H221V168H220ZM220 169H219V170H220ZM224 169H225V167H224ZM10 170H11V169H10ZM30 170H31V169H30ZM30 170H29V171H30ZM32 170H33V169H32ZM37 170H38V169H37ZM49 170H50V169H49ZM86 170H87V169H86ZM112 170H113V169H112ZM117 170H118V169H117ZM140 170H141V169H140ZM153 170H155V169H153ZM166 170H167V169H166ZM166 170H165V171H166ZM191 170H192V169H191ZM210 170H211V169H210ZM213 170H214V169H213ZM251 170H252V169H251ZM255 170H256V169H255ZM65 171H67L66 168H65ZM65 171H64V173H65ZM75 171H76V170H75ZM90 171H91V170H90ZM120 171H121V170H120ZM132 171H133V170H132ZM202 171H203V170H202ZM224 171H225V170H224ZM238 171H239V170H238ZM1 172H3V171H1ZM36 172H38V171H36ZM46 172H47V171H46ZM46 172H45V173H46ZM56 172H57V171H56ZM83 172H84V171H83ZM100 172H101V171H100ZM112 172H113V171H112ZM116 172H118V171H116ZM123 172H124V171H123ZM172 172H173V171H172ZM190 172H191V171H190ZM220 172H222V171L220 170ZM28 173H29V172H28ZM28 173H27V174H28ZM32 173H33V172H32ZM39 173H42V172H39ZM43 173H44V172H43ZM49 173H51V172H49ZM49 173H47V174H49ZM54 173H55V172H54ZM58 173L60 174V172H58ZM105 173H106V172H105ZM109 173H110V172H109ZM114 173H115V172H114ZM119 173H120V172H119ZM121 173H122V172H121ZM121 173H120V175H121ZM130 173H132L131 170H130ZM130 173H129V174H130ZM180 173H181V172H180ZM183 173H185V172H183ZM200 173H201V172H200ZM222 173H223V172H222ZM227 173H228V172H227ZM238 173H239V172H238ZM240 173H241V172H240ZM7 174H8V173H7ZM13 174H14V173H13ZM13 174H12V175H13ZM23 174H24V173H23ZM65 174H66V173H65ZM67 174H68V173H67ZM88 174H89V173H88ZM95 174H97V173H95ZM98 174H99V173H98ZM122 174H123V173H122ZM124 174H125V173H124ZM124 174H123V175H124ZM134 174H135V173H134ZM145 174H146V173H145ZM178 174H179V173H178ZM195 174H196V173H195ZM201 174L203 175V172H202ZM211 174H212V177H213L214 179H215V177H216V179H218V178H217L218 175L215 176V174H213V173H211ZM211 174L209 173V175H211ZM229 174H230V173H229ZM17 175H18V174H17ZM20 175H22V174H20ZM29 175H30V174H29ZM32 175H33V174H32ZM56 175H57V173H56ZM82 175H83V174H82ZM93 175H94V174H93ZM102 175H103V173H102ZM113 175H114V174H113ZM116 175H117V174H116ZM165 175H166V174H165ZM165 175H164V176H165ZM170 175H171V174H170ZM170 175H169V176H170ZM180 175H181V174H180ZM182 175H183V174H182ZM184 175H185V174H184ZM187 175H188V173H187ZM204 175H205V174H204ZM204 175H203V176H204ZM213 175H214L215 177H214ZM219 175H220V174H219ZM230 175H232V174H230ZM230 175H229V176H230ZM36 176H37V175H36ZM100 176H101V175H100ZM125 176H126V175H125ZM166 176H167V175H166ZM169 176H168V177H169ZM185 176H186V175H185ZM200 176H201V175H200ZM220 176H222V175H220ZM223 176H224V175H223ZM223 176H222V177H223ZM229 176H228V177H229ZM233 176H234V175H233ZM236 176H237V174H236ZM238 176H239V175H238ZM29 177H30V176H29ZM31 177H32V176H31ZM43 177H44V174H43ZM43 177L41 176V178H43ZM83 177H84V176H83ZM89 177H90V176H89ZM94 177H95V176H94ZM94 177H93V178H94ZM101 177H102V176H101ZM104 177H105V176H104ZM109 177H110V176H109ZM116 177H118V175H117ZM170 177H171V176H170ZM24 178H25V177H24ZM24 178H23V179H24ZM34 178H35V176H34ZM36 178H39V176L36 177ZM57 178H58V177H57ZM81 178H82V177H81ZM96 178H97V177H96ZM96 178H95V179H96ZM105 178H106V177H105ZM124 178H125V177H124ZM185 178H186V177H185ZM204 178H205V177H204ZM204 178H202V180H204ZM234 178H235V177H234ZM243 178H244V177H243ZM4 179H5V178H4ZM6 179H7V178H6ZM10 179H12V178H10ZM31 179H32V178H31ZM44 179H45V177H44ZM82 179H83V178H82ZM95 179H94V180H95ZM114 179H115V178H114ZM116 179H117V178H116ZM118 179H120V177H119ZM126 179H127V178H126ZM139 179H142V178H139ZM144 179H145V178H144ZM162 179H164V177H163ZM162 179H160V180H162ZM171 179H172V178H171ZM177 179H178V176H177L176 180H177ZM179 179H180V176H179ZM183 179H184V178H183ZM189 179H190V177H189ZM193 179H194V178H193ZM193 179H192V180H193ZM211 179H212V178H211ZM221 179H222V178H221ZM232 179H233V177H232ZM235 179H236V178H235ZM263 179H264V178H263ZM29 180H30V179H29ZM29 180H28V181H29ZM41 180H42V179H41ZM48 180H49V179H48ZM94 180H93V181H94ZM131 180H133L132 177H131ZM136 180H137V177H136ZM147 180H148V179H147ZM167 180H169V179L167 178ZM174 180H175V179H174ZM181 180H182V179H181ZM184 180H185V179H184ZM186 180H187V179H186ZM190 180H191V179H190ZM196 180H197V179H196ZM219 180H220V179H219ZM226 180H227V179H226ZM229 180H230V179H229ZM251 180H252V179H251ZM9 181H11V180H9ZM9 181H8V182H9ZM16 181H18V180H16ZM22 181H23V180H22ZM28 181H27V183H28ZM31 181H32V180H31ZM53 181H56V180H53ZM88 181H89V180H88ZM96 181H98V180H96ZM118 181H119V180H118ZM118 181H117V182H118ZM121 181H122V180H121ZM169 181H170V180H169ZM171 181H172V180H171ZM177 181H178V180H177ZM187 181H188V180H187ZM187 181H186V182H187ZM199 181H200V180H199ZM216 181H218V180H216ZM235 181H236V180H235ZM235 181H233V182L235 183ZM243 181H244V180H243ZM262 181H263V180H262ZM4 182H5V181H4ZM4 182H3V183H4ZM46 182H47V181H46ZM59 182H60V181H59ZM138 182H139V181H138ZM165 182H166V180H165ZM188 182H189V181H188ZM192 182H195V181H192ZM203 182H204V181H203ZM231 182H232V181H231ZM231 182H230V183H231ZM21 183H22V182H21ZM27 183H26V184H27ZM33 183H34V182H33ZM35 183H36V182H35ZM37 183H38V182H37ZM41 183H42V182H41ZM76 183H77V182H76ZM94 183H95V182H94ZM103 183H104V181H103ZM106 183H107V182H106ZM114 183L116 184V182L113 181L112 184H114ZM121 183H122V182H121ZM143 183H144V182H143ZM173 183H174V182H173ZM175 183H176V182H175ZM189 183H191V181H190ZM220 183L222 184V181H220ZM234 183H233V185H234ZM236 183H237V181H236ZM236 183H235V184H236ZM244 183H245V182H244ZM12 184H13V183H12ZM24 184H25V183H24ZM45 184H46V183H45ZM45 184H44V185H45ZM52 184H53V182H52ZM59 184H60V183H59ZM115 184H114V186H115ZM117 184H118V183H117ZM119 184H120V182H119ZM144 184H145V183H144ZM156 184H157V183H156ZM158 184H159V183H158ZM171 184H172V183H171ZM177 184L180 185L181 182H180V184H179V183H177ZM196 184H197V183H196ZM203 184H205V183H203ZM206 184L209 185L210 183H207V182H206ZM228 184H229V182H228ZM245 184H246V183H245ZM245 184H244V185H245ZM263 184H264V183H263ZM8 185H9V184H8ZM27 185H29V184H27ZM44 185H43V186H44ZM48 185H49V184H48ZM96 185H97V184H96ZM102 185H103V184H102ZM102 185H101V186H102ZM120 185H121V184H120ZM174 185H175V184H174ZM178 185H177V188H178ZM183 185H184V184H183ZM207 185H206V186H207ZM4 186H5V185H4ZM15 186H16V185H15ZM17 186H19V185H17ZM21 186H22V185H21ZM52 186H53V185H52ZM105 186H106V185H105ZM121 186H122V185H121ZM127 186H129L128 183H127ZM138 186H139V185H138ZM187 186H188V184H187ZM190 186H191V185H190ZM190 186H188V187H190ZM193 186H194V185H193ZM213 186H214V185H213ZM218 186H219V185H218ZM256 186H257V185H256ZM8 187H9V186H8ZM8 187H7V188H8ZM11 187H12V186H11ZM19 187H20V186H19ZM28 187H32V185H31V186H28ZM36 187H37V186H36ZM57 187L59 188L58 184H57ZM60 187H62V183H61V186H60ZM103 187H104V186H103ZM103 187H102V188H103ZM129 187H130V186H129ZM140 187H141V186H140ZM147 187H148V186H147ZM181 187L184 188V186H181ZM237 187H238V186H237ZM237 187H236V188H237ZM239 187H241V185H240ZM4 188H5V187H4ZM7 188H6V190H7ZM15 188H16V187H15ZM15 188H14V189H15ZM17 188H18V187H17ZM23 188H24V187H23ZM43 188H44V187H43ZM45 188H46V187H45ZM55 188H56V187H55ZM72 188H74L73 185H72ZM79 188H80V187H79ZM97 188H98V187H97ZM117 188H118V187H117ZM135 188H136V187H135ZM142 188H143V187H142ZM148 188H151V187H148ZM185 188H186V186H185ZM190 188H191V187H190ZM190 188H189V189H190ZM207 188H208V187H207ZM209 188H211V190H212V186L209 187ZM209 188H208V189H209ZM219 188H221V187H219ZM230 188H231V187H230ZM230 188H229V189H230ZM0 189H1V188H0ZM26 189H27V188H26ZM26 189H25V191H26ZM34 189H35V188H34ZM56 189H57V188H56ZM174 189H175V188H174ZM174 189H173V191L175 192ZM187 189H188V188H187ZM196 189H197V188H196ZM241 189H242V187H241ZM243 189H244V188H243ZM247 189H249V188H247ZM247 189H246V190H247ZM20 190H22V189L20 188ZM31 190H32V189H31ZM31 190H30V192H31ZM62 190H63V189H62ZM81 190H82V189H80V191H81ZM111 190H112V189H111ZM128 190H129V189H128ZM130 190H131V189H130ZM141 190H142V189H141ZM147 190H148V189H147ZM147 190H146V191H147ZM177 190H178V189H177ZM224 190H226V188H225ZM234 190H235V186H234ZM23 191H24V189H23ZM41 191H42V190H41ZM74 191H75V190H74ZM109 191H110V190H109ZM112 191H113V190H112ZM119 191H120V190H119ZM121 191H122V190H121ZM131 191H132V190H131ZM151 191H152V190H151ZM181 191H182V190H181ZM204 191H205V190H204ZM228 191H229V190H228ZM232 191H233V189H232ZM235 191H236V190H235ZM235 191H234V192H235ZM237 191H238V189H237ZM251 191H252V190H251ZM0 192H1V191H0ZM2 192H3V191H2ZM8 192H9V191H8ZM34 192H35V190H34ZM78 192H79V191H78ZM103 192H104V190H103ZM126 192H127V191H126ZM140 192H141V191H140ZM185 192H186V191H185ZM192 192H193V191H192ZM242 192H243V190H242ZM253 192H254V191H253ZM9 193H10V192H9ZM12 193H13V192H11V194H12ZM25 193H26V192H25ZM81 193H82V192H81ZM101 193H102V192H101ZM129 193L131 194V192H129ZM134 193H135V192H134ZM136 193H137V192H136ZM200 193H201V190H200ZM204 193H205V192H204ZM204 193H203V194H204ZM239 193H241L240 190H239ZM243 193H244V192H243ZM5 194H7V193H5ZM11 194L9 195L10 197H11ZM20 194H21V193H20ZM26 194H28V193H26ZM123 194H124V193H123ZM126 194H127V193H126ZM126 194H125V195H126ZM130 194H129V195H130ZM148 194H149V193H148ZM164 194H165V192H164ZM166 194H167V193H166ZM169 194H171V193H169ZM178 194H179V190H178ZM206 194H207V193H206ZM241 194H242V193H241ZM253 194H254V193H253ZM261 194L263 195V193H261ZM1 195H2V194H1ZM30 195H31V194H30ZM180 195H181V194H180ZM254 195H255V194H254ZM259 195H260V194H259ZM3 196L5 197V195H3ZM15 196H16V195H15ZM15 196H14V197H15ZM17 196H18V195H17ZM26 196H27V195H26ZM31 196H32V195H31ZM82 196H83V194H82ZM127 196H128V194H127ZM141 196H142V195H141ZM186 196H187V195H186ZM193 196H194V195H193ZM200 196H201V194H200ZM244 196H245V194H244ZM251 196H252V195H251ZM10 197H9V199H10ZM12 197H13V195H12ZM12 197H11V198H12ZM121 197H122V196H121ZM129 197H130V196H129ZM202 197L204 198V196H202ZM253 197H254V196H253ZM0 198H1V197H0ZM5 198H6V197H5ZM23 198H24V197H23ZM148 198H149V197H148ZM153 198H154V197H153ZM185 198H187V197H185ZM200 198H201V197H200ZM222 198H223V197H222ZM260 198H262V196H261ZM2 199H3V197H2ZM131 199H132V198H131ZM263 199H264V197H263ZM7 200H8V198H7ZM12 200H13V199H12ZM21 200H23V199H21ZM32 200H33V199H32ZM128 200H129V199H128ZM176 200H178L177 197H176ZM189 200H190V199H189ZM215 200H216V199H215ZM241 200H242V198H241ZM2 201H3V200H2ZM14 201H15V200H14ZM16 201H17V200H16ZM202 201H204V199H203ZM243 201H244V200H243ZM9 202H10V201H9ZM22 202H23V201H22ZM25 202H26V201H25ZM148 202H149V201H148ZM153 202H154V201H153ZM181 202H182V201H181ZM204 202H205V201H204ZM229 202H230V201H229ZM245 202H246V201H245ZM4 203L7 205L6 202H4ZM12 203H13V202H12ZM14 203H15V202H14ZM19 203H20V202H19ZM33 203H34V202H33ZM122 203L125 204L124 202H122ZM122 203H121V204H122ZM212 203H213V202H212ZM34 204H35V203H34ZM34 204H33V205H34ZM127 204H128V203H127ZM160 204H161V203H160ZM204 204H205V203H204ZM209 204H210V203H209ZM11 205H12V204H10V206H11ZM25 205H26V204H25ZM25 205H22V206H25ZM116 205H117V204H116ZM137 205H138V204H137ZM194 205H195V204H194ZM206 205H207V203L205 204V207H206ZM218 205H220V204H218ZM0 206H1V205H0ZM10 206H9V207H10ZM122 206H124V205H122ZM160 206H162V205H160ZM160 206H159V207H160ZM201 206H204V205L201 204ZM254 206H255V205H254ZM263 206H264V205H263ZM13 207H14V206H13ZM25 207H26V206H25ZM25 207H24V208H25ZM119 207H120V206H119ZM119 207H116V209H119ZM126 207H127V206H126ZM140 207H141V206H140ZM166 207H167V206H166ZM179 207H180V205H179ZM186 207H188V206H186ZM194 207H195V206H194ZM244 207H245V206H244ZM249 207H250V206H249ZM19 208H20V207H19ZM19 208H18V209H19ZM29 208H30V207H29ZM143 208H144V207H143ZM152 208H153V207H152ZM160 208H161V207H160ZM190 208H191V206H190ZM208 208H209V206H208ZM208 208H207V209H208ZM251 208H252V207H251ZM13 209H14V208H13ZM16 209H17V208H16ZM25 209H26V208H25ZM114 209H115V208H114ZM131 209H132V208H131ZM162 209H163V208H162ZM166 209H168V208H166ZM180 209H181V207H180ZM186 209H187V208H186ZM202 209H203V208H202ZM212 209H213V208H212ZM22 210H23V208H22ZM26 210H27V209H26ZM141 210H142V208H141ZM178 210H179V209H178ZM183 210H184V209H183ZM189 210H190V209H189ZM208 210H209V209H208ZM213 210H214V209H213ZM217 210H218V209H217ZM249 210H250V209H249ZM110 211H111V210H110ZM120 211H121V209H120ZM122 211H124V210H122ZM181 211H182V210H181ZM186 211H187V210H186ZM186 211H185V212H186ZM206 211H207V210H206ZM255 211H257V210H255ZM258 211H259V209H258ZM20 212H21V210H20ZM106 212H107V211H106ZM106 212H105V213H106ZM133 212H135V211H133ZM138 212H139V211H138ZM154 212H155V210H154ZM168 212H169V211H168ZM204 212H205V211H204ZM209 212H210V211H209ZM211 212H212V211H211ZM238 212H239V211H238ZM249 212H250V211H249ZM24 213H25V212H24ZM24 213H22V214H24ZM26 213H27V211H26ZM136 213H137V212H136ZM142 213H143V211H142ZM160 213H161V211H160ZM178 213H179V212H178ZM178 213H176V215H178ZM181 213H182V212H180V214H181ZM189 213H190V212H189ZM199 213H200V212H199ZM259 213H260V212H259ZM111 214H112V213H111ZM221 214H223V213H221ZM247 214H249V213H247ZM261 214L264 215V213H261ZM86 215H87V214H86ZM104 215H105V214H104ZM104 215H103V216H104ZM106 215H107V214H106ZM139 215H140V214H139ZM156 215H157V214H156ZM176 215H175V216H176ZM181 215H183V214H181ZM186 215H187V214H186ZM198 215H199V214H198ZM259 215H260V214H259ZM84 216H85V215H84ZM87 216H88V215H87ZM89 216H90V215H89ZM89 216H88V217H89ZM121 216H122V215H121ZM168 216H170V215H168ZM168 216H167V217H168ZM178 216H179V215H178ZM183 216H184V215H183ZM201 216H202V214H201ZM243 216H244V215H243ZM261 216H262V215H261ZM49 217H51V216H49ZM122 217H123V216H122ZM126 217H127V216H126ZM241 217H242V216H241ZM52 218H53V217H52ZM90 218H91V216H90ZM92 218H93V217H92ZM111 218H112V217H111ZM118 218H119V217H118ZM164 218H165V217H164ZM183 218H184V217H183ZM185 218H186V216H185ZM202 218H203V217H202ZM207 218H208V217H207ZM81 219H83V218H81ZM85 219H86V221H88L87 218H86V216H85ZM105 219H106V218H105ZM105 219H104V220H105ZM169 219H170V218H168V220H169ZM172 219L174 220V218H172ZM178 219H179V218H178ZM197 219H198V218H197ZM208 219H209V218H208ZM51 220H52V219H51ZM55 220H56V219H55ZM90 220H91V219H90ZM92 220H93V219H92ZM137 220H138V219H137ZM139 220H140V219H139ZM156 220H157V219H156ZM156 220H155V221H156ZM176 220H177V219H176ZM184 220H185V219H184ZM188 220H189V219H188ZM218 220H219V219H218ZM79 221H80V220H79ZM102 221H103V219H102ZM110 221H111V220H110ZM152 221H153V220H152ZM166 221H167V220H166ZM186 221H187V220H186ZM198 221H199V220H198ZM222 221H223V220H222ZM252 221H253V220H252ZM80 222H81V221H80ZM80 222H79V223H80ZM170 222H171V220H170ZM187 222H188V221H187ZM213 222H214V221H213ZM51 223H52V221H51ZM56 223H57V225H59L60 222L58 223V221H57ZM79 223H78V224H79ZM81 223H82V222H81ZM92 223H93V222H92ZM92 223H91V224H92ZM113 223H114V221H113ZM137 223H138V222H137ZM139 223H140V221H139ZM139 223H138V224H139ZM175 223H176V221H175ZM180 223H181V221H180ZM222 223H223V222H222ZM249 223H250V222H249ZM249 223H246V224H249ZM253 223H254V222H253ZM84 224H85V221H84ZM102 224H103V223H102ZM138 224H137V225H138ZM140 224H141V223H140ZM86 225H87V224H86ZM96 225H97V224H96ZM192 225H193V224H192ZM195 225H196V224H195ZM218 225H219V224H218ZM39 226H40V225H39ZM76 226H77V225H76ZM94 226H95V225H94ZM94 226H93V228H94ZM98 226H100V225L98 224ZM112 226H113V225H112ZM112 226H111V227H112ZM114 226H115V225H114ZM174 226L176 227V225H174ZM174 226H173V227H174ZM200 226H201V225H200ZM261 226H262V225H261ZM261 226H260V228H261ZM46 227H47V226H46ZM95 227H96V226H95ZM151 227H152V226H151ZM175 227H174V228H175ZM185 227H186V226H185ZM193 227H194V226H193ZM34 228H35V227H34ZM64 228H66V226H65ZM74 228H75V227H74ZM78 228H79V227H78ZM197 228H198V226L196 227V229H197ZM199 228H200V227H199ZM40 229H41V228H40ZM61 229L63 230V228H61ZM68 229H69V228H68ZM96 229H97V228H96ZM152 229H153V228H152ZM158 229H159V228H158ZM176 229H178V228H176ZM200 229H201V228H200ZM261 229H262V228H261ZM35 230H37V229L35 228ZM57 230H58V229H57ZM94 230H95V229H94ZM192 230H194V228H193ZM198 230H199V229H198ZM223 230H224V229H223ZM234 230H235V228L233 229V233H234ZM63 231H64V230H63ZM164 231H165V229H164ZM175 231H177V230H175ZM175 231H174V233H175ZM189 231H190V230H189ZM226 231H227V229H226ZM235 231H236V230H235ZM64 232H65V231H64ZM66 232H68L67 229H66ZM159 232H160V231H159ZM172 232H173V230H172ZM195 232H197V231H195ZM41 233H42V232H41ZM44 233H45V231H44ZM46 233H47V232H46ZM60 233H61V232H60ZM161 233H162V232H161ZM200 233H201V231H200ZM37 234H38V233H37ZM159 234H160V233H159ZM206 234H207V233H206ZM38 235H39V234H38ZM38 235H37V236H38ZM56 235H57V234H56ZM163 235H164V234H163ZM60 236H61V235H60ZM60 236H59V237H60ZM191 236H192V235H191ZM225 236H227V232H226V235H225ZM38 237H39V236H38ZM56 237H57V236H56ZM64 237H65V236H64ZM163 237H165V236H163ZM222 237H223V235H222ZM52 238H53V237H52ZM57 238H58V237H57ZM225 238H226V237H225ZM13 239H14V237H13ZM166 239H167V238H166ZM64 240H65V239H64ZM230 240H231V239H230ZM111 241H113V239H111ZM228 241H229V240H228ZM54 242H56V240H55ZM54 242H53V243H54ZM114 242H115V241H114ZM226 242H227V240H226ZM223 243H224V240H223ZM237 243H238V241H237ZM55 244H56V243H55ZM77 244H78V243H77ZM79 244H80V243H79ZM224 244H225V243H224ZM168 245H169V244H168ZM222 245H223V244H222ZM227 245H228V243H227ZM60 246H61V245H60ZM168 247H169V246H168ZM172 247H173V246H172ZM174 247H175V246H174ZM224 247H225V246H224ZM234 247H235V246H234ZM175 248H176V247H175ZM232 248H233V244H232ZM226 249H227V248H226ZM226 249H225V250H226ZM167 250H168V249H167ZM178 250H179V249H178ZM216 250H217V249H216ZM216 250H215V251H216ZM218 250L220 251L219 247H218ZM228 250H229V248H228ZM181 251H182V250H181ZM184 251H185V250H184ZM215 251H214V252H215ZM230 251H231V250H230ZM236 251H237V250H236ZM78 252H79V251H78ZM78 252H77V253H78ZM98 252H99V251H98ZM175 252H176V251H175ZM214 252H213V253H214ZM222 252H223L222 254H225V253H226V252L224 253L223 250H222ZM233 252H234V251H233ZM237 252H238V251H237ZM94 253H95V252H94ZM99 253H100V252H99ZM178 253H181V252H178ZM182 253H183V252H182ZM182 253H181V254H182ZM217 253H218V252H217ZM217 253H216V255H217ZM96 254H97V252H96ZM218 254H219V253H218ZM230 254H231V252H229V255H230ZM65 255H66V254H65ZM62 256H63V255H62ZM108 256H109V255H108ZM110 256H111V255H110ZM117 256H118V255H117ZM224 256H225V255H224ZM52 257H54V256H52ZM64 257H65V256H64ZM64 257H63V258H64ZM106 257H107V256H106ZM228 257H230V256H228ZM232 257H233V256H232ZM63 258H62V260H63ZM90 258H91V257H90ZM108 258H109V257H108ZM177 258H178V257H177ZM225 258H226V256H225ZM83 259H84V258H83ZM88 259H89V257H88ZM88 259H87V260H88ZM92 259H94V257H93ZM215 259H217V258H215ZM215 259H214V260H215ZM219 259H220V258H219ZM232 259H233V258H232ZM58 260H59V259H58ZM84 260H85V259H84ZM84 260H83V261H84ZM224 260H225V259H224ZM224 260H223V261H224ZM53 261H55V260H52V262H53ZM109 261H110V260H109ZM218 261H219V260H218ZM228 261H229V260H228ZM50 262H51V261H50ZM52 262H51V264H52ZM75 262H76V261H75ZM89 262H90V261H89ZM215 262H216V261H215ZM54 263H55V262H54ZM72 263H73V262H72ZM124 263H125V262H124ZM124 263H123V264H124ZM213 263H214V262H213ZM48 264H49V263H48ZM55 264H56V263H55ZM61 264H62V263H61ZM83 264H84V263H83ZM89 264H90V263H89ZM218 264H219V262H218Z\"/></svg>", "mask_w": 264, "mask_h": 264}]
</instances>
